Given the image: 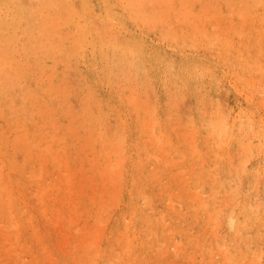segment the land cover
I'll list each match as a JSON object with an SVG mask.
<instances>
[{"label":"bare ground","instance_id":"1","mask_svg":"<svg viewBox=\"0 0 264 264\" xmlns=\"http://www.w3.org/2000/svg\"><path fill=\"white\" fill-rule=\"evenodd\" d=\"M98 0H96V2H97ZM106 1V0H105ZM109 1V0H108ZM113 2H114V0H112ZM117 1H119V3L121 4V5H123V7L125 8V9H127L128 10V12H129V15H132L133 17H134V21H136L137 23H139V24H146L147 26H150V30H151V26H155L156 25V27L157 26H160L159 27V29L161 28L162 29V34L164 33V37H165V39H171L172 41H177L178 39H182L184 42H182V40L180 41V42H182V43H186V44H188L189 46H192V45H194V46H196L197 45V47L198 48H200V46L201 47H203V46H209V45H211V49H212V46H213V48L214 49H218V51L223 55L224 53H225V55H223V56H226V53L228 54V55H230L231 53H234V56H236L235 55V52L236 51H233V50H237V48H235L234 49V43L232 42V40H233V38H232V40H231V38L229 37V35H228V33L229 34H231V30L232 29H237V27L235 26V28H234V23L235 22H232V20H234L235 18H239V17H237L238 15L237 14H241L240 16H241V18H242V16H243V18H247L245 15H248L246 12H248L249 14L250 13H252L253 12V10H252V7L251 8H248V9H245V8H243L242 10L243 11H237V12H235L234 14L235 15H237L234 19H233V17H232V19H231V17H230V19L231 20H226L225 18H223L222 17V15L221 14H217L216 12H214V13H212L213 15L214 14H216V16L214 15H212L211 16V18H213V19H209V13H208V11H207V15H206V10H201L200 12L202 13L203 11H204V13H203V15H200L201 13H198L197 11L198 10H196V12H195V9H193L194 8V6H193V4H191V2H189V0L187 1V0H117ZM221 1V0H220ZM238 1V0H237ZM240 2V4H241V0H239ZM257 1V3H260V1L261 0H256ZM94 2V1H93ZM92 2V4H91V0H0V113L2 114V116L3 117H7V115L10 117V124H9V127H10V125H11V121H13V122H15L14 120L16 119V121L17 120H21L20 122L22 123V124H25L23 127L21 126L22 124H20V127H22V129L21 128H18V129H21L19 132H21L20 134H19V136L18 135H15L16 137L18 136L20 139V141L22 142V143H18V144H15L14 143V141H18V137H17V139H16V137L15 136H11V137H15V140L13 139L12 141H10V143L12 142L13 143V152H12V160H10L9 162H8V164H6L5 165V168L7 169V175L5 176V177H3L4 175L3 174H1V168H0V178H3V179H1L2 180V183H4L5 185H4V187L6 186V184L7 183H5V178H7V176H8V179H9V183L11 184L10 185V189H9V191L8 192H10V193H7V191L6 190H8L7 189V187L9 188V186H7V187H5V190H4V188H3V184L1 183V185H0V223H2V225H0V264H42V263H40L41 261H43V259H42V257L41 256H43L42 255V253H45V260H47L46 262H48V264H56V262L55 261H53L54 263H52V261L50 260V258H48L49 256H50V253H51V249L50 250H48V246L50 245L48 242V246L47 245H45V241H47V240H49V238H50V236H52V235H47V236H45V234H44V236H43V234L41 233L42 231L40 230V229H38V227H37V225H36V222H37V217L36 216H38L37 215V213H40V215H42L41 217H42V220H43V222H45V221H47V220H51L52 219V221H54V223L53 222H51V224H52V226L53 225H57L59 228L57 229V227H56V232L58 231L60 234H61V237H63V238H61L59 235H57L58 237H59V239H62V240H59L58 238V240H59V242L60 241H62L61 243H59V248H58V241L57 242H54V244L56 243L57 245V247L55 248L56 250H57V248H58V251H60L59 253L62 255V257H63V259H64V264H66L67 262H66V258H68V260L70 259L71 261L70 262H73L72 264H94V263H97L96 262V257H98V256H100V248L96 245V243H97V239L100 237V236H102V234H103V232H105V231H103V229L102 228H104V224L107 222V218H109V217H107V215H110L111 213H112V210H111V212L109 213V214H107L106 212H108L107 211V209L109 208H107V206L108 205H110V203L111 202H113L114 200H116V201H114V206L116 205V204H118V200L116 199L118 196H117V192H118V194H121V191L119 190V186H120V180H122L123 178L121 177V175H123L122 173H120L121 172V170H122V160H123V157L125 156V154H124V156H122L121 158L119 157V153H123L124 151H123V148H124V146H123V144H125L124 143V133H123V131L121 130V132H120V129H121V125L124 123V121H123V123H121L122 122V119L120 120V118H119V114H118V118H119V120H120V123H119V120H118V118H116V122H114L115 124H113V125H115V132H114V134H113V137L111 136V132L109 131V135H107V136H109V138H108V140L106 139V138H104V134H103V132H102V128H100L99 127V125H102L103 124V121L104 120H106V119H108V118H106V117H103L104 115H105V113L108 111H101V109L100 110H96V109H93L94 107L93 106H95L94 104L96 103H92L93 104V108L92 107H90V109H89V107H88V104L90 105V101H88L89 100V97H87L85 100H84V98H85V96L83 97V96H78L79 94L77 93V95L76 96H78V98H80V97H83V99L81 98V100L80 99H78V100H80L79 101V104H78V107H79V109L77 110V111H73V109L72 108H74L73 106H72V108H71V106L70 105H68L69 104V102L67 103L66 101V96H64L63 94H62V92H63V89L65 90V92H67V91H71L72 89H74V91H75V88H73L72 87V89L71 90H69L66 86H67V84L65 85V83H66V81L65 80H63V79H61V80H59V79H57V80H59L60 82L63 80L64 82V84L63 85H65V87H66V89H68V90H66L65 88H64V86H58L57 88L55 87L56 86V84H55V86L53 85L55 82H52V83H50L51 82V79L49 80V84L47 85L48 86V91H46L47 92V96H48V102H49V104L47 103V101L46 100H42L41 98V103H43V104H41L40 105V103L37 101V96H39V95H37V93L38 92H40V91H38V90H42L43 88H47V86H45V87H43V88H41V89H35L36 90V93L32 90L31 91V89H29L28 90V88H30V87H28L27 88V86H25V81L22 83L21 81H20V77L22 78V76L20 75H18V69L20 68V67H25L24 68V70H23V72L24 71H26V70H32L27 64H25V65H18V63H19V61L22 59L23 60V56H24V59H26L25 58V56H30V55H42V57H43V55H44V57L45 58H43L44 59V61H45V59H49L48 57H51V58H53V57H58V59H59V57H63V59H64V57L66 58V56H67V58H68V56L70 55L71 56V54H76V53H78V51L80 50V49H82V51L85 49V47L87 46V44H89V43H92V44H90L91 46L92 45H95L96 46V48L99 46V44H102L103 45V47H100L99 48V52H100V55H101V58H103L104 59V61L103 62H106V64L108 63V61L110 62V67H111V69H112V73H110V75H112V76H114V79H116L117 80V82H119L121 85H123V86H121V85H119L116 81L114 82L113 81V78L111 79L114 83H117V85L116 84H114V85H116L115 86V88L119 85V92H121L120 91V88H122V90L123 89H125L126 87H128V88H130V91H131V95L130 96H128V95H126L124 92H122L121 93V95L120 96H122V95H124V97H126L127 98V96L128 97H131V96H133L134 98V100L132 101L131 99H129L130 101H132L131 103H130V101H126L127 99H125V98H123V97H119V94H117L116 96V98H118V100H120L119 98H123L126 102H129L130 104H131V110L133 109L134 111L135 110H137L138 108L140 109V110H142V114H145V115H143V117H141L142 115H140L139 116V112H135L136 114L135 115H131V113L133 112V111H130L129 113H130V115L131 116H136L137 115V113H138V118L140 119L139 120V122H140V124L137 122V120H131V121H134V122H137V124L136 125H138L139 126V128H138V130L140 129V131H141V135L144 137V138H147V139H142V141H141V143H142V145H141V149L145 152V151H147V153H148V151H149V154H147V156H145L146 157V159L148 158V156H149V158L147 159V161L151 158L150 157V154H151V151L153 150V152H155L156 153V155H160L161 154V156H162V160H163V162H164V164L167 162V163H171V166L173 165L172 163H175L176 162V158H178L177 156H180V155H177V151H176V149L177 148H179V147H177L176 146V149H175V146H174V144L172 143L173 141H175V140H171V137H170V135L168 136L165 132H164V130L162 129V127H161V123L159 122L160 121V119H158V117L157 118H154L155 117V115L153 114V112L155 111V108L153 107V104H151V102H153V101H151V100H149L150 98H151V96H153L154 94H156V93H158V92H156V93H154V88H152V86H151V88L153 89L152 91H153V95H151L150 96V98H148V100H147V97H148V95H146V93H147V91H149V93L150 94H152L151 93V89H150V87H149V89L150 90H146L145 88H147V86H143L144 88H142L144 91H145V98H143V99H140V96H139V93L140 92H137L139 89H141V87H140V84H139V89L137 90V89H135L134 87H136V86H133V83L135 84V81H134V77H135V75L136 74H138V76H140L139 75V70H141L142 68L144 69V65L145 64H143V67H142V62H146V60H145V58L147 59V60H149V61H147V62H157L158 60H159V58H160V55L161 54H159L158 53V50L154 47V45H153V48L151 49V51H150V53H147V44H146V37L145 38H143V37H141V36H130V35H128V33H125V34H121V35H116L117 33H119V31L118 32H116L115 30H116V25L114 24V19L108 14L105 18H103L104 19V21H102V23H100L101 25H102V27L99 25V23H97L98 21V18L99 17H101V19H102V15L101 16H98L97 14V16H98V18L95 16V9H94V7L92 6L94 3ZM208 2V1H207ZM243 2H245V4H247L248 2H249V0H243ZM177 3H179V4H177ZM220 3V2H219ZM234 3H235V1H234ZM116 4V3H115ZM206 4H208V3H205V1L201 4V7H202V5H205V7H206ZM244 4V5H245ZM249 4V3H248ZM264 4V3H263ZM104 5H106V4H104ZM114 5V4H113ZM112 5V6H113ZM200 5V4H199ZM236 5L239 7V6H244V5H239L238 3H236ZM258 5H260V4H258ZM257 5V6H258ZM215 4H213V7L215 8ZM250 6V5H249ZM115 7H117V6H115ZM208 8L209 7H212V6H207ZM217 7V6H216ZM220 7V6H219ZM222 7V6H221ZM96 8V7H95ZM218 8V7H217ZM232 8H233V6H232ZM231 8V9H232ZM258 8V7H257ZM256 8V9H257ZM99 9V8H98ZM113 9V8H112ZM118 9H119V7H118ZM117 9V10H118ZM205 9V8H204ZM207 9V8H206ZM237 9V8H236ZM246 11H245V10ZM215 10V9H214ZM260 10V9H259ZM211 11V10H210ZM209 11V12H210ZM212 11H213V9H212ZM222 11V10H221ZM221 11H217V12H221ZM245 11V12H244ZM257 11L258 10H256V14H257ZM123 12H125V11H123ZM263 12V11H262ZM242 13H244V15L242 14ZM254 13V14H255ZM259 13V12H258ZM104 14H106V12H104ZM123 14V13H122ZM222 14H224L225 15V13H222ZM254 14H253V16H254ZM100 15V14H99ZM220 15V16H219ZM223 15V16H224ZM227 15V14H226ZM225 15V16H226ZM229 16H230V14H228ZM228 15H227V17H228ZM231 15H233V13H231ZM234 15V16H235ZM251 16H252V14H250ZM123 16V15H122ZM131 16V17H132ZM219 16V17H218ZM245 16V17H244ZM256 17V16H255ZM262 17V16H261ZM127 18V17H126ZM251 18V17H250ZM102 19V20H103ZM122 19V18H121ZM128 19V18H127ZM263 17L260 19V20H262L263 21ZM259 20V19H258ZM244 21V20H243ZM256 20L255 19H250V22H251V25H253L254 24V22H255ZM118 22V21H117ZM131 22H133V21H131ZM249 22V21H248ZM261 21H259V23H260ZM135 23V22H134ZM134 23L132 24L133 25V27H134ZM207 23H209L212 27H214L215 29H214V32L213 33H210V32H208L207 31V27H206V24ZM244 23V22H243ZM262 23H264V21L263 22H261V24ZM177 24V26H179V25H182V26H180V27H182V28H184V29H181L180 27V29L178 28H176V30H174V25H176ZM129 24H127V26H128ZM143 25V28L146 26H144ZM241 25H243V24H241ZM255 25V24H254ZM98 26L99 27H101V30H99L98 29ZM116 26V27H115ZM207 26H208V24H207ZM246 26V25H245ZM251 26L249 25V28H250ZM118 28V27H117ZM126 28V27H125ZM131 28H132V26H131ZM134 28H136V27H134ZM134 28H132V29H134ZM240 28H241V26H240ZM253 28V27H252ZM255 28V27H254ZM115 29V30H114ZM139 28L137 27V30H138ZM146 29V28H145ZM186 29V30H185ZM209 29V28H208ZM262 30H264L263 28H261ZM135 30V29H134ZM133 30V31H134ZM148 30V29H147ZM150 30H148V31H150ZM152 30H154V29H152ZM157 30V29H156ZM211 30V29H210ZM254 30H258V29H254ZM115 31V32H114ZM139 31V30H138ZM241 31V30H240ZM155 32V31H154ZM248 32V31H247ZM143 33V32H142ZM235 33V31H233V34ZM237 33H239V34H237ZM252 33V32H251ZM150 34V33H149ZM155 34V33H154ZM242 34V35H241ZM257 34V33H256ZM255 34V35H256ZM141 35H143V34H141ZM236 36H238L239 35V37H240V41H241V45L244 43V48H245V52L247 53V54H245V56L243 55V59L240 61V59L238 60V63H239V65H240V67L243 69V70H245V69H247L248 71H249V73H256V74H259V77L258 78H255V75H252L251 77H250V75H249V79L248 80H246V83H245V86L244 87H247L246 89L247 90H243V92H245L246 91V96L248 97V99H252V98H254V97H256V96H259V95H261V96H259L258 98H257V102H258V105H260V106H263L264 105V63L262 62V60H264V51L260 48L261 47V39H259V38H257L256 40H255V36H253V35H251L250 33H241V32H239L238 30H236V34H235ZM258 35L260 36V35H264L262 32H260V33H258L256 36L258 37ZM145 36H147V35H145ZM150 37V39H151V36H149ZM162 38V37H161ZM154 39V38H153ZM165 39H163V40H165ZM149 40V39H148ZM152 40V39H151ZM100 41V42H99ZM99 42V43H98ZM149 42V41H148ZM151 42V41H150ZM264 42V41H263ZM96 43H98V44H96ZM175 43V42H174ZM176 43H178V42H176ZM176 43H175V45H176ZM240 43V42H239ZM150 44V43H149ZM156 44V43H155ZM157 44H158V42H157ZM184 44H183V46H184ZM255 44H256V46H258V52H257V54L255 55V54H252V51H254L255 50ZM159 45H160V42H159ZM163 46H164V44H162ZM187 45V48H189V46ZM199 45V46H198ZM239 46H240V44H238ZM95 46H94V48H95ZM158 46V45H157ZM156 46V47H157ZM177 46V45H176ZM182 46V45H181ZM194 46H192L193 48H195L196 49V47H194ZM88 47H90V46H88ZM93 47V46H92ZM151 47H152V45H151ZM206 47V48H207ZM158 48V47H157ZM159 48H160V46H159ZM166 48V47H165ZM205 48V47H204ZM203 48V49H204ZM90 49H91V47H90ZM89 49V50H90ZM93 49V48H92ZM192 49V48H191ZM256 49H257V47H256ZM88 50V51H89ZM149 50V49H148ZM165 50V49H164ZM175 50V49H174ZM177 50V49H176ZM175 50V51H176ZM204 50H206V49H204ZM244 50V49H243ZM25 51L27 52L26 54H25ZM29 51V52H28ZM95 51V50H94ZM93 51V52H94ZM191 51V50H190ZM194 51V50H193ZM193 51H192V53H193ZM207 51H213V49L212 50H207ZM237 51H241V49H239L238 48V50ZM92 52V51H91ZM90 52V53H91ZM97 52V51H96ZM160 52V51H159ZM196 52H198L199 53V51H197L196 50ZM206 52V51H205ZM204 52V53H205ZM218 52V53H219ZM23 53H24V55H23ZM28 53H31V54H28ZM80 53H81V55L83 54L82 52H81V50H80ZM90 53H88V54H90ZM98 53V52H97ZM97 53H95L94 52V54H97ZM164 53V52H163ZM167 53V52H166ZM177 53V52H176ZM175 53V54H176ZM215 53V52H214ZM217 53V52H216ZM87 54V53H86ZM85 54V55H86ZM186 54V53H185ZM196 54V53H195ZM213 54V53H212ZM23 55V56H22ZM47 55H50V56H48L47 57ZM78 55V54H77ZM84 55V56H85ZM93 55V54H92ZM172 55V54H171ZM177 55H178V53H177ZM176 55V56H177ZM187 55V54H186ZM198 55V54H197ZM240 55H241V53H240ZM29 56L27 57V58H29ZM76 56V55H75ZM79 56V55H78ZM211 56V55H210ZM20 57V59H18ZM34 56H32V59H35L36 60V58H33ZM37 57V56H36ZM81 57V56H80ZM90 57H92V56H90ZM90 57H88V59L90 58ZM99 57V56H98ZM187 57V56H186ZM193 57H195V56H193ZM197 57V56H196ZM76 58V57H75ZM75 58L73 59L74 61H75ZM180 58V57H179ZM199 58V57H198ZM213 58V57H212ZM241 58V57H240ZM31 59V58H30ZM71 59V58H70ZM96 60H97V58H95ZM99 59V58H98ZM193 59V58H192ZM195 59V58H194ZM39 60H41L42 62H43V60L42 59H40V57H39ZM52 60V59H51ZM67 60V59H66ZM66 60L64 61V63L66 62ZM73 60H69L68 62L70 63V67H74L73 65L74 64H76L75 62L73 63H71L70 61H73ZM176 60H177V58H176ZM210 60V59H209ZM212 60V59H211ZM23 61H25V60H23ZM27 61H28V59H27ZM30 61V60H29ZM33 61V60H32ZM32 61H30V62H32ZM53 62H54V59L52 60ZM56 61V60H55ZM58 61V60H57ZM84 61H87V60H84ZM89 61V60H88ZM93 61V60H92ZM164 61V60H163ZM171 61V60H170ZM175 61V60H174ZM192 60H188V61H186L185 62V67H186V69H187V73H188V77H190L191 75H194L195 74V76H196V73L197 74H203V73H205V71H204V69L206 70V67H201L200 65L198 66L197 64H194V63H192L191 62ZM193 61H195V60H193ZM197 61V60H196ZM236 61V60H235ZM34 62V61H33ZM46 62V61H45ZM60 62H63V61H60ZM173 61H171V63H172ZM231 62H233V60L231 61ZM38 63V62H37ZM52 63V62H51ZM58 63V62H57ZM69 63H65V69L68 67V65L67 64H69ZM81 63V62H80ZM165 63V62H164ZM223 63V62H222ZM16 64V66L14 67V65ZM29 64V63H28ZM43 63H41V64H39V65H42ZM46 64V63H45ZM59 64V63H58ZM62 64V63H61ZM71 64H73V65H71ZM85 64H86V62H85ZM95 64H96V61H95ZM106 64H104V65H106ZM146 64H148V63H146ZM162 64V63H161ZM224 64V63H223ZM226 64V63H225ZM18 65V66H17ZM30 65V64H29ZM57 65V64H56ZM79 65H81V64H79ZM92 64H90L89 66H91ZM99 65L101 66V64H100V62H99ZM108 65H109V63H108ZM149 65H150V63H149ZM155 65H156V63H155ZM165 65V64H164ZM168 65V64H167ZM180 64H178V66H179ZM203 65H205V64H203ZM227 65V64H226ZM229 65V64H228ZM32 66H34V64L32 65ZM36 66L37 65H35V68H36ZM51 66H55V63L53 64V65H51ZM76 66H77V64H76ZM75 66V68L77 69V67ZM89 66H87V69H88V67ZM98 66V65H97ZM99 66V67H100ZM146 66V65H145ZM152 66V65H151ZM161 66V65H160ZM171 66V65H170ZM206 66V65H205ZM41 67V66H40ZM44 68L46 67V65H44L43 66ZM59 67V66H58ZM64 67H62V68H64ZM105 67V66H104ZM153 67V66H152ZM162 67V66H161ZM219 67H220V65H219ZM223 67V66H222ZM52 68V70H53V67H51ZM83 68H84V66H83ZM92 68V67H91ZM108 68V67H107ZM237 68V67H236ZM40 69V68H39ZM47 69V68H46ZM50 69V68H49ZM57 69V68H56ZM72 69V68H71ZM70 69V70H71ZM101 69V68H100ZM103 69H106V68H103ZM102 69V70H103ZM109 69V68H108ZM165 69V68H164ZM166 69H167V67H166ZM179 69V68H178ZM21 70V69H20ZM34 71H33V74L35 75V71H38V73H39V71L41 70H35V69H33ZM55 70V69H54ZM59 70V69H58ZM62 70V69H61ZM61 70H60V72H61ZM64 70V69H63ZM63 70H62V72H63ZM70 70H68V71H70ZM74 70V68L72 69V71ZM89 70V69H88ZM91 70V69H90ZM89 70V71H90ZM95 70H96V68H95ZM102 70H100V72L102 71ZM152 70V69H151ZM151 70H150V72H151ZM176 70V69H175ZM213 70H215V69H213ZM221 70H223V69H221ZM220 70V71H221ZM42 71L43 72H45L44 71V69H42ZM56 71V70H55ZM67 71V69L65 70V72ZM78 71V70H77ZM93 71V70H92ZM106 71V70H105ZM108 71V70H107ZM148 71H149V69H148ZM154 71V70H153ZM174 71V70H173ZM227 71H229V70H227ZM248 71H247V73H248ZM21 72H22V70H21ZM41 72V71H40ZM56 72H58V71H56ZM59 72V73H60ZM71 72V71H70ZM70 72H67V75H69L70 74ZM81 72V71H80ZM98 72V71H97ZM108 72H111V70L110 71H108ZM139 72V73H138ZM143 72H145V71H143ZM160 72V71H159ZM162 72V71H161ZM172 72V71H171ZM175 72V71H174ZM207 72V71H206ZM237 72V71H236ZM29 73H30V75H32L31 73V71H29ZM72 73V72H71ZM79 73V72H78ZM77 73V74H78ZM84 73V72H83ZM91 74H92V72H90ZM105 73V76H106V73L107 72H104ZM146 73H147V71H146ZM146 73H144V74H146ZM166 73H167V70H166ZM165 73V74H166ZM177 73V72H176ZM225 73V72H224ZM245 73V72H244ZM22 74V73H21ZM40 74V73H39ZM43 74H45V76H48V75H46V73H42V77L44 78V76H43ZM61 75H63V73H60ZM59 74V75H60ZM74 74H76L75 72H74ZM82 74V73H81ZM80 74V75H81ZM88 74V73H87ZM103 74V73H102ZM157 74V73H156ZM182 74V73H181ZM217 74V73H216ZM226 74V73H225ZM246 74V73H245ZM244 74V75H245ZM51 75H53L54 76V73L53 72H51ZM51 75H49V77L48 78H51L50 76ZM84 75V74H83ZM98 75V78H99V74H97ZM109 75V74H108ZM107 75V76H108ZM149 75V74H148ZM26 76V75H25ZM41 77V75H37L36 76V78H38V77ZM52 76V77H53ZM64 76V75H63ZM66 76V75H65ZM70 76H73V75H70ZM77 76V75H76ZM85 76V75H84ZM91 76V75H90ZM94 76H95V73H94ZM104 76V77H105ZM137 76V75H136ZM151 76V75H150ZM160 76V75H159ZM174 76V75H173ZM218 76V75H217ZM222 76V75H221ZM224 76V75H223ZM226 76V80H228L227 79V75H225ZM31 77V76H30ZM30 77H29V80H30ZM55 77V76H54ZM57 77V76H56ZM78 77H80V76H78ZM86 77H88V76H86ZM103 77V78H104ZM141 77V76H140ZM140 77H139V79H140ZM172 77V76H171ZM175 77V76H174ZM33 78V77H32ZM43 78H40V80L41 79H43ZM61 78V77H60ZM64 79H65V77H63ZM82 79H83V77H81ZM80 78V79H81ZM90 78V77H89ZM97 78V79H98ZM102 78V77H101ZM102 78V79H103ZM109 78V77H108ZM162 78H165V77H162ZM173 78V77H172ZM176 78V77H175ZM201 78H203V77H201ZM220 78H222V77H220ZM24 79V78H23ZM26 79H27V76H26ZM25 79V80H26ZM35 79V78H34ZM33 79V83L34 84H36L34 81H36V80H34ZM47 79V78H46ZM72 79V78H71ZM78 79V78H77ZM88 79V78H87ZM86 79V80H87ZM93 79H94V77H93ZM92 79V80H93ZM136 79V78H135ZM142 79V78H141ZM154 79H155V75H154ZM154 79H152V82H153V80ZM189 79V78H188ZM205 79V78H204ZM208 79V78H207ZM230 79V78H229ZM55 80V79H54ZM57 80H56V82H57ZM84 80V79H83ZM82 80V81H83ZM92 80H91V82H92ZM108 80V79H107ZM146 79L144 78V82L145 83H147V81H148V79L145 81ZM157 80V79H156ZM167 80V79H166ZM235 80V79H234ZM39 81V80H38ZM37 81V82H38ZM45 81V80H44ZM77 81H79V80H77ZM90 81V80H89ZM101 81V80H100ZM136 81H137V79H136ZM173 81H174V79H173ZM177 81H179V80H177ZM177 81H174L173 83H175V82H177ZM219 81V83H220V79L218 80ZM232 81V80H231ZM40 82V81H39ZM38 82V83H39ZM48 82V81H47ZM47 82H45V83H47ZM69 82H71V81H69ZM75 82V81H74ZM102 83H103V81H101ZM105 82H106V80L104 81V83L103 84H105ZM108 82H109V80H108ZM132 82V83H131ZM140 82H143V81H140ZM150 82V81H149ZM152 82H151V84H152ZM158 82L160 83V81H159V79H158ZM165 82V81H164ZM200 82V81H199ZM37 83V84H38ZM44 83V82H43ZM45 83H44V85H45ZM60 83V84H61ZM75 83H77V82H75ZM74 83V84H75ZM78 83H80V82H78ZM82 83V82H81ZM80 83V84H81ZM93 83H95V82H93ZM107 83V82H106ZM111 83V82H110ZM107 84L109 87H110V85L111 84ZM145 83H143V84H145ZM181 83V82H180ZM239 83V82H238ZM40 84V83H39ZM61 84V85H62ZM71 84H72V82H71ZM91 84V83H90ZM150 84V85H151ZM153 84H154V82H153ZM176 84V83H175ZM174 84V85H175ZM235 84H236V82H235ZM75 85H78V84H75ZM74 85V86H75ZM84 85H85V82H84ZM87 85V84H86ZM96 85H99L98 83L96 84ZM101 86H99V87H102V84H100ZM106 85V86H107ZM113 85V84H112ZM135 85H138V84H135ZM146 85H148V83L146 84ZM155 85H156V83H155ZM165 85H166V83H165ZM220 85V84H219ZM28 86H32V84L30 85V82H29V85ZM91 86V85H90ZM90 86H89V88H90ZM92 86H93V84H92ZM107 86V87H108ZM121 86V87H120ZM149 86V85H148ZM159 86H160V84H159ZM190 86V85H189ZM223 86V85H222ZM35 87V86H34ZM33 87V88H34ZM42 87V86H41ZM76 87V86H75ZM88 87V86H87ZM86 87V88H87ZM94 87V86H93ZM98 87V88H99ZM108 87V88H109ZM123 87H125V88H123ZM154 87V86H153ZM157 87V86H156ZM170 87H172V86H170ZM198 87V86H197ZM225 87V86H224ZM235 87H237L236 85H235ZM80 88L81 89H83V87H81L80 86ZM98 88H96V90L98 89ZM113 88V87H112ZM112 88H110V93H111V89ZM128 88L126 89L128 92H129V90H128ZM186 88V87H185ZM200 88H201V86H200ZM230 88V87H229ZM55 89H60V91H61V93H56V90ZM76 89H77V87H76ZM114 89V88H113ZM169 89H172V88H167V90H168V92H167V95H172L173 94V90H170L169 91ZM179 88H178V85H177V89H175V91H174V93L178 90ZM181 89H183V86L181 87ZM223 89V88H222ZM231 89V88H230ZM239 89V88H238ZM43 90H45V89H43ZM42 90V95L44 94V91ZM53 90H55V92H53ZM89 90V89H88ZM88 90H87V92H88ZM90 90H93V89H90ZM94 90H95V88H94ZM99 90H100V88H99ZM99 90H97V91H99ZM115 90V89H114ZM143 90H140V91H143ZM155 90H156V88H155ZM159 90V89H158ZM166 90V91H167ZM38 91V92H37ZM82 91V90H81ZM85 91V90H84ZM105 91H107V90H105ZM104 91V92H105ZM109 91V90H108ZM107 91V92H108ZM127 91H125V92H127ZM144 91H143V93H144ZM172 91V92H171ZM236 92H237V90H235ZM64 92V93H65ZM68 92V96L70 95V93ZM77 92H78V90H77ZM94 92V91H93ZM117 91L115 90L114 91V94L116 93ZM161 92V91H160ZM170 92L172 93V94H170ZM190 92V91H189ZM206 92H208V90L206 91ZM205 92V93H206ZM228 92V91H227ZM229 92H231V91H229ZM79 93H80V91H79ZM103 93V92H102ZM101 93V94H102ZM109 93V92H108ZM124 93V94H123ZM143 93L141 94L142 96H144L143 95ZM180 93V92H179ZM221 93V92H220ZM41 94V93H40ZM46 94V93H45ZM58 94H60V95H58ZM66 94V93H65ZM72 94H73V92H72ZM76 94V93H75ZM85 94V93H84ZM87 94V93H86ZM89 92H88V96H89ZM91 94H92V91H91ZM91 94H90V96H91ZM95 94H96V92H95ZM98 94H99V92H98ZM98 94H96V96L98 95ZM101 94H100V96H101ZM106 94V93H105ZM128 94V93H127ZM148 94V93H147ZM149 94V95H150ZM176 94V93H175ZM183 93H181V95H182ZM207 94H209V92L207 93ZM230 94V93H229ZM245 94H244V96H245ZM67 95V94H66ZM81 95V94H80ZM94 95V94H93ZM104 95V94H103ZM109 95V94H108ZM111 95V94H110ZM157 95V94H156ZM179 95V94H178ZM177 94H176V96H178ZM180 95V96H181ZM184 95H186V94H184ZM201 95H203L204 96V94H201ZM241 95V94H240ZM99 96V95H98ZM159 96V95H158ZM174 98H176V96L173 94L172 95ZM183 96V95H182ZM214 96V95H213ZM66 97V98H65ZM111 97H113V96H111ZM171 97V96H170ZM172 97V98H173ZM206 97V96H205ZM204 97V98H205ZM211 97V96H210ZM210 97L208 96V98H205L207 101L206 102H208L209 100H211L210 99ZM238 97V101H239V96H237ZM91 98V97H90ZM98 98V97H97ZM100 98V97H99ZM115 98V99H116ZM161 98V97H160ZM172 98H171V100H172ZM221 98V97H220ZM44 99V98H43ZM45 99H46V97H45ZM73 99V98H72ZM92 99H94V98H92ZM101 99V98H100ZM109 99H111V98H109ZM152 100H153V97L151 98ZM165 99V98H164ZM184 99V98H183ZM231 99V98H230ZM245 99V98H244ZM247 99V98H246ZM91 100V99H90ZM97 100H99V99H97ZM96 100V101H97ZM118 100H116V101H118ZM144 100L146 101H150L149 103V105L147 106V104H146V102L144 103ZM159 100V99H158ZM192 100V99H191ZM200 101H201V99H199ZM203 100V99H202ZM213 100H216V99H213ZM217 100H219V98L217 99ZM253 100V99H252ZM43 101H46V103H44ZM55 101H61V103L59 104L58 103V105H59V107L61 106V107H63V108H65V109H62V110H59L58 111V108L56 107V106H54L53 105V102H55ZM69 101H72V100H69ZM76 102H77V100H75ZM85 101V102H84ZM93 101H95V99L93 100ZM103 101H104V99H103ZM109 101V100H108ZM110 101H112V100H110ZM154 101H155V99H154ZM193 101V100H192ZM222 101V100H221ZM230 101V100H229ZM241 101H243V100H241ZM246 101H249V100H246ZM73 102V101H72ZM125 102V103H126ZM160 102H161V100H160ZM173 102V101H172ZM199 102V101H198ZM216 102V101H215ZM223 102V101H222ZM232 102V101H231ZM250 102V101H249ZM63 103V104H62ZM98 103V102H97ZM97 103H96V105H97ZM105 103V106H106V102H104ZM108 103V102H107ZM123 103V102H122ZM128 103V104H129ZM154 103V102H153ZM158 103V102H157ZM192 103V102H191ZM202 103V102H201ZM218 103V102H217ZM217 103H214V102H210L209 101V104L208 105H210L211 107H212V113H208L207 115H210V116H208V119L206 118V119H204V123H206L207 121H208V123H206L205 125L207 126V129H206V141H207V143H206V141H205V143H206V145H208V151H206V152H204V153H202L201 152V150L199 149V145H198V136H197V126H194V124H193V126H191V122H193V120L194 119H192V121H189V124L188 125H190V126H186L187 124V119H188V117L190 116V114H188V116H187V119H186V122H184V121H182V123L184 122L185 124H184V126H182V125H176L177 127H176V130H177V128H179L180 129V127L182 126V127H187V131H185V130H183V131H185V136H183V134H182V132L180 133V136L182 135V139L184 140V145L185 144H189L188 146H189V150H188V152H186V153H188L189 155H191V156H189V157H191V158H189L190 159V162H191V160H192V163L191 164H187L186 163V165H183L182 167H181V165L180 164H182V163H179L180 162V160H182V158H183V156L185 155V154H183L182 152H180L179 150H178V152H180L181 153V156L180 157H182L178 162H176V164L179 166V168L178 169H180V168H186V170H185V172H186V175H188L189 176V178H187L188 179V181H189V179L191 178L190 177V175L191 174H196L195 176H194V178H195V186H196V183H197V180L199 179V178H201L200 176H201V173L200 172H194V171H196L195 169H196V167H198V169H199V171L205 166V162H207L208 163V161H207V159H208V152L210 151H212L213 152V154H214V158H210L212 161H213V165H212V168L210 167V172L209 173H206V175H207V181L209 182V187H210V193H209V195L207 194V195H205V198H206V196H208L207 197V199L205 200V201H207L208 200V204H209V206H211V207H209L208 208V206H206V204H205V202H204V199L202 200L204 203H202L201 202V199H202V197L199 195V193L200 192H198V191H194L193 190V192L192 193H190L189 191H188V187H190V186H188L186 189L187 190H183L184 188H180L181 190H179V187H178V189H176V191H175V193L174 194H177V190H179L178 192V194L176 195V197L178 198L177 200H179V197L180 198H182V196H183V198L184 199H182L183 201L184 200H187V199H189V202L188 203H191L192 204V202H191V199L194 201V199L195 198H197V202H198V200H200V202H198V203H200V204H198L197 202V207H199V205H201V203L203 204V205H205V206H200L201 207V209H199V210H203L202 208H207V209H205V210H203L205 213H206V215L208 216V218L206 219L207 221H209L210 220V222H212L211 223V229H210V232L209 233H207V235L209 234L211 237H212V242H213V244L211 243V241H209L211 244H209V246H210V249H208L207 247V249L208 250H210L209 252H207L205 249H204V247L205 246H207L208 245V243L207 244H205V243H200V241L197 239V238H195V237H193V239H190V241H192V243H191V246L196 250V252L198 251V250H200V252H201V254H202V256H204V254H208V256H207V258H209L206 262H205V264H217L218 262H219V260H224L223 259V255L224 254H227V257H225V259L227 258V260H228V262H231V261H233V260H236V261H238V260H240V259H243V258H245V257H247V252L250 250L251 251V246H252V244H251V246H250V241L252 240H250V241H248L249 239V237H248V233H250V232H248L247 233V231L249 230V227H248V225H251V224H249L250 223V221H252V217H254L255 219H256V221L257 222H260V224L259 223H257L256 222V225L258 224L259 226L261 225V227H263L264 228V202H260L259 200V198H257V197H254L253 199H244V201L240 204V210L239 209H237V210H239L238 212V214L237 213H235V211L234 210H236V209H234L233 208V206H232V210H231V212L230 213H228L227 214V218H226V221H227V224H228V228L229 229H231V231H230V238L229 239H227L228 238V235H227V238L225 237V236H221L220 235V231H221V225L222 224H220L221 222H223V216H222V212H221V210H223V208L221 209V208H217L220 204H221V199H223V201H225V198H227V200L229 199L231 202H232V204H233V202L235 201V198H237V196L239 195V193H241L240 192V187H241V185L239 184V186L237 185V180L239 181V178H240V176L242 175V173L243 172H245V169L248 167L247 165H248V163L247 162H249V160L252 158L251 156H254V155H252V154H255V148H258L259 149V151H264V116L263 117H259L258 119H257V117L255 116V110L254 111H249V110H246L245 108H237L236 107V109L235 108H232V107H227V109H226V111H224L223 109H221V106L220 105H218ZM226 103V101L224 102V104ZM246 104H248L247 102H245ZM254 103V102H253ZM47 104H48V106H47ZM63 106H62V105ZM71 104V103H70ZM98 104H100L101 105V102L100 103H98ZM127 104V103H126ZM129 104V105H130ZM142 104H144L145 106H147V108L146 109H144L145 110V112H147V113H143L144 111H143V106H141ZM159 104V103H158ZM165 104V103H164ZM166 104H167V102H166ZM174 104V103H173ZM197 104V103H196ZM207 104V103H206ZM43 105V106H42ZM104 105V104H103ZM123 105H124V103H123ZM123 105H122V107H123ZM157 105V104H156ZM156 105H154V106H156ZM168 105H170V104H167V106ZM98 106V105H97ZM114 106V108L116 107L115 105H113ZM125 106V105H124ZM149 106L151 107L150 109H154L153 111L152 110H150L149 109V111H151V112H148V111H146V110H148V108H149ZM167 106H164V107H167ZM222 106H224V105H222ZM235 106V105H234ZM239 106V105H238ZM247 106H249V105H247ZM96 107V106H95ZM112 106H111V104H110V106H109V108H111ZM117 107H118V105H117ZM127 107H128V105H127ZM199 107V106H198ZM92 108V109H91ZM113 107L111 108V109H114ZM129 108V109H130ZM157 108V107H156ZM169 108H170V106H169ZM169 108L167 109V112H168V110H169ZM203 108V107H202ZM223 108H225V106L223 107ZM264 108V107H263ZM61 109V108H60ZM72 109V110H71ZM76 109V108H75ZM97 109H99V108H97ZM110 109V110H111ZM116 110H117V108H115ZM124 109V108H123ZM125 109H127V108H125ZM166 109V108H165ZM201 109V108H200ZM259 109H260V107H259ZM39 110V112H38V116L39 117H36V115H34L33 113H34V111L35 112H37ZM67 110H70V111H67ZM96 112H95V111ZM103 110V109H102ZM115 110V111H116ZM160 110H162V109H159V111ZM171 110V109H170ZM191 110V109H190ZM193 110V109H192ZM191 110V111H192ZM204 110V109H203ZM202 110V111H203ZM163 111V110H162ZM205 111H207V110H205ZM209 111V110H208ZM259 111V110H258ZM40 112H41V114H43V115H41V117H40ZM58 112V113H57ZM110 112H112V111H110ZM170 112V111H169ZM176 112V111H175ZM73 113V114H72ZM95 113H97V114H95ZM118 113H119V111H118ZM122 113V112H121ZM126 113H127V111H126ZM134 113V112H133ZM150 113V114H149ZM172 113V112H171ZM191 113V112H190ZM201 114L203 113V112H200ZM259 113V112H258ZM35 114H37V113H35ZM107 114V113H106ZM109 114V113H108ZM111 114V113H110ZM112 114H113V112H112ZM128 114V113H127ZM147 114V115H146ZM149 114V115H148ZM152 114H153V116H152ZM156 115H157V112L155 113ZM162 114V113H161ZM174 114V113H173ZM176 114V113H175ZM62 115H64V116H66L67 118L69 117L70 118V120L69 119H67L66 121H68V122H70L71 120H73L74 119V117H76V119H75V121L77 120V122H73L74 124L73 125H71V124H69V123H67V126L69 125V127L68 128H70V130L67 128V127H64V126H62L60 123H61V121H60V123H59V121L57 122V118H59L60 116H62ZM123 115V114H122ZM121 115V116H122ZM126 115V114H125ZM163 115V114H162ZM166 115V114H165ZM164 115V116H165ZM169 116H170V114H168ZM167 115V116H168ZM187 115V114H186ZM192 115V114H191ZM206 115V116H207ZM260 115V114H259ZM109 116V115H108ZM116 116V115H115ZM115 116H114V118H115ZM148 116V117H147ZM158 116V115H157ZM161 116V115H160ZM203 116H205L204 115V113H203ZM205 116V117H206ZM262 116V115H261ZM162 117V116H161ZM160 117V118H161ZM193 117H194V115H193ZM38 118H41L42 119V122L43 123H38L37 122V124L35 125V122L36 121H38ZM110 118V117H109ZM128 118H130V116L128 117ZM135 118V117H134ZM137 118V117H136ZM137 118V119H138ZM175 118H177V117H175ZM189 118H191V116L189 117ZM41 119H40V121H41ZM200 119V118H199ZM202 119H203V117H202ZM1 120H2V117H1ZM6 120V119H5ZM64 120V119H63ZM111 120H112V118H111ZM124 120V119H123ZM128 120V119H127ZM161 120H162V118H161ZM165 120H166V117H165ZM190 120V119H189ZM8 121V120H7ZM74 121V120H73ZM114 121H115V119H114ZM173 121V120H172ZM206 121V122H205ZM1 122V121H0ZM3 122V121H2ZM1 122V123H2ZM129 122V121H128ZM4 123V122H3ZM2 123V124H3ZM7 123V122H6ZM32 124V125H35V127H33L32 129L33 130H31L32 132L31 133H29V132H26V130L24 129V127L25 126H27V124ZM47 123H48V127L46 126V128H42L44 125H47ZM72 123V122H71ZM132 122H130V124H131ZM168 123V122H167ZM167 123H166V125H167ZM169 123H170V120H169ZM201 123H203L202 121H201ZM204 123H203V125H204ZM13 124V123H12ZM16 124V123H15ZM105 124H106V122H105ZM104 124V125H105ZM179 124H181V123H179ZM1 125V124H0ZM7 125H8V123H7ZM6 125V126H7ZM41 125V126H40ZM43 125V126H42ZM65 125H66V123H65ZM77 125H80V126H82V128H83V136H81L80 134L81 133H79V134H75V136H72L73 134L72 133H70L72 130L74 131L73 133H77V130H76V128H78L79 126H77ZM108 125V124H107ZM111 125V124H110ZM120 125V126H119ZM171 125V124H170ZM196 125V124H195ZM4 124H3V126L1 125V127H3L4 128ZM5 126V127H6ZM18 126V125H17ZM103 126V125H102ZM131 126V125H130ZM163 126V125H162ZM179 126V127H178ZM28 127V126H27ZM106 128L108 127V126H105ZM119 127H120V129H119ZM124 127V126H123ZM128 127V126H127ZM132 127V126H131ZM164 127V126H163ZM169 127V126H168ZM174 127V126H173ZM181 127V128H182ZM205 127V126H204ZM3 128H1V129H3ZM13 128H14V125H13ZM13 128H11V129H13ZM26 128V127H25ZM63 128H65L66 130L68 129V132H69V136H70V134H71V136L72 137H74V139L73 140H71L70 141V143L69 144H67V145H65L64 146V144H65V142L67 141V140H65V142H63V136H62V134H61V132L62 131H64L63 130ZM110 128V127H109ZM112 126H111V129H109V130H112ZM169 128H172V127H169ZM9 129L10 128H7V130H6V128L4 129V130H6L5 132H7V131H9ZM15 129H17V128H15ZM14 129V130H15ZM47 129V130H46ZM103 129H105L104 128V126H103ZM168 129V128H167ZM125 130V129H124ZM130 130V129H129ZM1 131V130H0ZM13 131V130H12ZM30 131V130H29ZM81 131V130H80ZM169 131V130H168ZM168 131H166V132H168ZM200 131V130H199ZM205 131V130H204ZM203 131V132H204ZM4 132V133H5ZM79 132V131H78ZM104 132H106L105 130H104ZM108 132V131H107ZM113 132V131H112ZM137 132V131H136ZM174 132H177V134L175 135L176 137H179V135H178V132H179V130L178 131H174ZM174 132H173V134H174ZM13 133V132H12ZM184 133V132H183ZM1 134V133H0ZM16 134V133H15ZM68 134V133H67ZM86 134V135H85ZM94 134H98V135H100L99 136V138L98 137H96L97 138V140L96 139H94ZM132 134V133H131ZM167 135V137H166V135ZM198 134H199V132H198ZM203 134V133H202ZM13 135V134H12ZM78 135H80V136H78ZM94 135V136H93ZM106 135V134H105ZM129 135H130V133H129ZM133 135H134V132H133ZM200 135H201V133H200ZM3 136V135H2ZM31 136V137H30ZM68 136V139L70 138L71 139V136L69 137ZM139 136H140V134H139ZM141 136V137H142ZM172 136V135H171ZM44 137H47V139H46V141H44L45 142V144L47 145H44V146H39V144L38 143H40L42 140H40L41 138H43L44 139ZM53 137H54V139H55V137H57L58 139L56 140V142L58 143V141H60V143H59V145H54L55 146V148L52 150V148H53V146H51L50 147V149L48 148V146H49V143H51L50 141H52V139H53ZM127 137V136H126ZM136 137H138V136H136ZM1 138V137H0ZM111 138V139H110ZM130 138H132L131 136H130ZM140 138V137H139ZM139 138H138V140H139ZM7 139V138H6ZM59 139H63V140H59ZM94 139V140H93ZM110 139V140H109ZM177 139V138H176ZM232 139H234L235 141H237V149H236V152H235V156H232V155H230L231 153V151L229 150V155H227V157L225 158V159H227V165H228V167L226 168L225 167V173H226V177L224 178V172L222 173V171L224 170V169H222V167H221V162H222V160H223V154H224V152H223V149L225 148V146L223 147V145L224 144H226L227 146L229 145V144H227V143H230V141L232 140ZM2 140L4 141V139L2 138ZM10 140H11V138H10ZM54 140V141H55ZM130 140H132V139H130ZM144 140H146V141H144ZM177 140H179V138L177 139ZM176 140V141H177ZM2 141V142H3ZM62 141V142H61ZM126 141H127V139H126ZM133 141V140H132ZM180 141V140H179ZM199 141H200V139H199ZM5 143V145L6 144H8V142H7V140H5L4 141ZM43 142V143H44ZM181 142H183V141H181ZM180 142V143H181ZM255 142H257V145H256V147H255ZM9 143V144H10ZM94 143L95 144H97V146L95 147L94 146ZM3 144V143H2ZM3 144V145H4ZM22 144H24L23 145V147H22ZM26 144V145H25ZM127 144V143H126ZM131 144H132V142H131ZM182 144V143H181ZM42 145V144H41ZM130 145V144H129ZM235 145V144H234ZM24 146H27L28 147V149L26 148V147H24ZM38 146L39 147H44V150L45 149H47V152H45L44 153V151H43V155L40 157L39 156V154L40 153H42V152H40L39 150L37 151V152H39V154H37V157H40L39 159L38 158H34V157H32L31 155H32V153H31V155L30 154H27V151L29 152L30 151V148L31 147H37L38 148ZM67 146H72L71 147V149H75V148H73V147H77V149L75 150L76 151V154L74 153V155L76 156H78V155H80L79 153L80 152H82V153H84V155H85V158L87 159L86 161H84V159L85 158H83L84 157V155H82L83 157H80V158H78V161H79V163H78V167H79V169L81 168V165L80 164H84L85 162H87V163H85V164H87L88 165V169L87 170H89V168H91L92 169V171H93V173H92V175L90 174V176H88V177H86V179L84 178V177H82L83 178V180H85L84 181V186H86V185H88V186H86V188L88 189V188H90L91 190L90 191H93V192H90L91 194H89L88 193V191H86V189L85 190H83V189H81V187H80V190L79 191H76L77 193H76V195L74 194V192L72 193V192H70L71 190H69V186L68 185H70L71 183H69L68 181H70L71 182V180L69 179V177H71V175L73 176L75 173H74V171H73V173H69V172H67V171H65V172H67V173H69V174H67V173H60V171L61 170H63V168L65 169V167H66V169L65 170H67V169H69V154H68V149L69 148H66ZM122 147V150H121V147ZM135 146H136V144H135ZM183 146V145H182ZM181 146V147H182ZM204 146V145H203ZM120 147V148H119ZM131 147V146H130ZM202 147V146H201ZM41 148H40V150H41ZM119 148V149H118ZM134 148V147H133ZM187 148V147H186ZM205 148V147H204ZM21 149L24 151V153L22 154V151H21ZM96 149V150H95ZM125 149V148H124ZM203 149V148H202ZM206 149V148H205ZM121 152H120V151ZM151 150V151H150ZM186 150V149H185ZM228 150H227V152H228ZM46 151V150H45ZM70 151V150H69ZM75 151H73V152H75ZM80 151V152H79ZM123 151V152H122ZM139 151H141V150H139ZM138 151V152H139ZM183 151V150H182ZM187 151V150H186ZM224 151H225V149H224ZM2 152H4V150H2ZM35 152H36V150H35ZM35 152H33L34 154H36ZM73 152H72V154H73ZM79 152V153H78ZM118 152V157L115 155V153H117ZM130 152H131V150H130ZM137 152V153H138ZM176 153V158L174 157V154ZM1 153V152H0ZM26 153V156H24V154ZM70 153V152H69ZM78 153V154H77ZM132 153H134V152H132ZM142 153V152H141ZM258 153V152H257ZM131 154V153H130ZM182 154H183V156H182ZM228 154V153H227ZM1 155H2V153H1ZM11 155V154H10ZM141 156H142V154H140ZM145 155V154H144ZM154 155V154H153ZM156 155H154V158H153V161H156L157 162V159H156ZM211 155V154H210ZM258 155H259V153H258ZM257 155V156H258ZM7 156V155H6ZM18 156H22V159L21 160H23V162H21L22 164L21 165H19V163H18V159H17V157ZM24 156V157H23ZM29 156H31V158H29ZM35 156V155H34ZM71 156V155H70ZM75 156H73L74 157V159H75ZM152 156V155H151ZM160 156V157H161ZM185 156H187V154L185 155ZM72 157V156H71ZM72 157V158H73ZM144 157V158H145ZM153 157V156H152ZM172 157V159H176V160H171L170 158ZM210 157H212V155L210 156ZM260 157H261V155H260ZM259 157V158H260ZM6 158V157H5ZM82 158V159H81ZM96 158H97V162H96ZM131 158V157H130ZM258 158V157H257ZM8 159V158H7ZM7 159H6V162H7ZM11 159V158H10ZM74 159H72V160H74ZM124 159H125V157H124ZM127 159V158H126ZM145 159V160H146ZM152 159V158H151ZM155 159V160H154ZM254 159H256V158H254ZM262 159H263V156H262ZM4 160V159H3ZM20 160V159H19ZM20 160V161H21ZM71 160V161H72ZM77 160V159H76ZM159 160H160V158H159ZM158 160V163L160 164L161 163V161H159ZM170 160V161H169ZM211 160H209L210 162H211ZM252 160V159H251ZM84 161V163H82ZM130 161V160H129ZM139 161V160H138ZM174 161V162H173ZM183 161H184V159H183ZM262 161V160H261ZM4 162V161H3ZM74 162V161H73ZM124 162V161H123ZM137 162V161H136ZM140 162V161H139ZM163 162H162V164H161V168H162V165H163ZM189 162V161H188ZM189 162V163H190ZM223 162H225L224 160H223ZM260 162V161H259ZM76 163V162H75ZM74 163V164H75ZM89 163V164H88ZM132 163V162H131ZM141 163V162H140ZM144 164L146 163V162H143ZM185 163V162H184ZM1 164V163H0ZM150 164V163H149ZM148 164V165H149ZM152 164V163H151ZM159 164H157V165H159ZM212 164V163H211ZM225 164V163H224ZM47 165H49L50 167L47 169ZM101 165H103L102 167H101ZM177 165H176V167L175 168H177ZM263 165V164H262ZM1 166V165H0ZM22 166V167H21ZM75 166V165H74ZM74 166H71V167H74ZM85 166V165H84ZM124 166V165H123ZM143 166V165H142ZM146 166V165H145ZM167 166H169V165H167ZM223 166V165H222ZM225 166V165H224ZM78 167H77V169L76 170H79L78 169ZM147 167V166H146ZM155 167V166H154ZM170 167V166H169ZM169 167H167L166 168V170H169ZM172 167H174V166H172ZM260 167V166H259ZM4 168V169H5ZM75 168V167H74ZM131 168H133V167H131ZM139 168H140V166H139ZM152 169H153V166L151 167ZM158 168V167H157ZM224 168V167H223ZM258 168V167H257ZM261 168V167H260ZM259 168V169H260ZM263 168H264V165H263ZM5 169V170H6ZM73 169V168H72ZM101 169V170H100ZM141 169V168H140ZM140 169H138V170H140ZM143 169H145V168H143ZM147 169V168H146ZM150 169V168H149ZM155 169H156V167L153 169L154 170V172L152 173V175H154L153 176V178L154 177H156V175L158 174V172H157V174L155 173L158 169H160V167L158 168V169H156V171H155ZM163 169V168H162ZM171 169V168H170ZM204 169V171H205V169H206V167L205 168H203ZM209 169V168H208ZM207 169V170H208ZM52 170V171H51ZM75 170V171H76ZM83 170H86V167L85 168H83ZM123 170H125L124 168H123ZM148 170V169H147ZM146 170V171H147ZM151 170V169H150ZM172 171H174L173 169H171ZM170 170V171H171ZM206 170V171H207ZM253 170V169H252ZM17 171H18V173L19 174H17ZM19 171H21V172H19ZM64 171V170H63ZM80 171V170H79ZM144 171V170H143ZM149 171V170H148ZM161 171V170H160ZM251 171V170H250ZM254 171V170H253ZM12 172H16V174L18 175V177H15L14 175H12ZM72 172V171H71ZM77 172V171H76ZM96 172H98L99 174H100V177L99 178H102L101 180H100V183H102V185L99 183V180L97 181V180H95L93 177H94V173H96ZM123 172V171H122ZM139 172V171H138ZM166 172V171H165ZM181 172V176H182V172L183 171H178V175H179V173ZM255 172V171H254ZM6 173V172H5ZM98 173H97V175H98ZM140 173V172H139ZM145 173V172H144ZM167 174H168V172H166ZM184 173V172H183ZM253 173V172H252ZM258 173V172H257ZM259 173H263V171L261 172V171H259ZM258 173V174H259ZM63 176H62V175ZM148 174H149V172H148ZM148 174H146L147 175V177L149 176ZM164 174V173H163ZM220 174H222V175H220ZM247 174V173H246ZM55 175V176H54ZM64 175H65V177H64ZM68 175V176H67ZM70 175V176H69ZM78 175H80V174H78ZM84 175V174H83ZM82 175V176H83ZM120 175V176H119ZM142 175V174H141ZM146 175H144V176H146ZM171 176H173L174 177V175H172V174H170ZM169 175V176H170ZM176 178H177V180H179L180 181V179H179V177H180V175H179V177H178V175H177V172H176ZM185 175V174H184ZM197 175H198V177H197ZM224 175V176H223ZM85 176V175H84ZM128 176H130V174L128 175ZM158 176H159V174H158ZM164 176V175H163ZM246 176H248V175H246ZM252 176V175H251ZM122 179H121V178ZM139 177V176H138ZM149 177H151L152 178V176L150 175ZM160 177V176H159ZM185 177V176H184ZM79 178V177H78ZM130 178V177H129ZM136 178V177H135ZM145 178V177H144ZM150 178V179H151ZM152 178V179H153ZM172 178V177H171ZM186 178V177H185ZM257 178V177H256ZM258 178H259V175H258ZM257 178V179H258ZM260 178H261V176H260ZM63 179L65 180V181H63ZM67 179V180H66ZM69 179V180H68ZM149 180V178H146V180ZM158 179V178H157ZM184 178L182 177L181 178V181L183 180ZM243 178L241 177V180H242ZM256 179V180H257ZM262 179V178H261ZM47 180H49V181H47ZM75 180V179H74ZM77 180V179H76ZM128 178H127V182H128ZM137 180V179H136ZM135 180V181H136ZM140 180V179H139ZM147 180V182L149 183V181ZM154 180V179H153ZM152 180V181H153ZM160 180V179H159ZM158 180V182H159V185L162 183V180H160L159 181ZM175 181H177L176 179H174ZM247 180H248V178H247ZM259 180V179H258ZM262 180H264V179H262ZM4 181V182H3ZM155 181H157L156 179H155ZM166 181H167V179H166ZM186 180H184L183 181V183L185 182ZM190 181H191V179H190ZM201 181V180H200ZM66 182H68V185L67 186H65L64 187V185H66L67 183ZM77 182V181H76ZM75 182V184H77ZM83 182V181H82ZM99 183V185L100 186H102V188L100 189V190H98L99 188H97V190H98V192H97V195H95V193L94 192H96V187H97V185H98V183ZM126 182V183H127ZM140 182H141V180H140ZM154 182V181H153ZM165 181L163 180V183H164ZM169 182H171V180L169 181ZM178 182V181H177ZM187 182V181H186ZM184 183V185L185 184H187V183ZM204 182H206V181H204ZM256 182V181H255ZM254 182V183H255ZM259 182V181H258ZM79 183V182H78ZM103 183L104 184H106V185H109L110 187H111V189H110V187L109 186H106V187H104L105 185H103ZM125 183V185H127ZM130 183V182H129ZM144 183H146V182H144ZM166 183V182H165ZM180 183H182V182H180ZM183 183H182V185H180V187L182 186V187H185L184 185H183ZM191 183V182H190ZM201 183V182H200ZM240 183H241V181H240ZM248 183V182H247ZM254 183H253V186H254ZM257 183V182H256ZM255 183V184H256ZM86 184V185H85ZM138 184H139V181H138ZM150 184H152V183H150ZM172 184H174L173 183V181H172ZM179 184V182L177 183V185ZM192 184L194 185V182H192ZM202 184V183H201ZM206 184H207V182H206ZM262 184V183H261ZM8 185V184H7ZM99 185H98V187H99ZM147 185L148 184H146L145 185V187H147ZM153 185V184H152ZM156 185V184H155ZM163 186H158L157 188L160 190L159 191V193H160V196H161V193L162 192H164V190L163 189H165V188H162V187H164V184H162ZM169 185V184H168ZM200 184H198V186H199ZM248 185V184H247ZM2 186V187H1ZM72 186H73V183H72ZM76 186V185H75ZM131 186V185H130ZM139 186H140V184H139ZM141 186H143L142 184H141ZM174 186V185H173ZM257 186V185H256ZM258 186H260V185H258ZM68 187V192H67V190H65L66 188ZM166 187V186H165ZM175 187L176 186H174V189H175ZM239 187V188H238ZM73 188V187H72ZM71 188V189H72ZM76 188V187H75ZM131 188H133V187H131ZM136 188V187H135ZM156 188V189H157ZM172 188V187H171ZM193 188H195L194 186H193ZM202 188V187H201ZM201 188H198V189H200L201 190ZM205 188V187H204ZM254 188H255V186H254ZM257 188V187H256ZM263 188H264V186H263ZM3 189V190H2ZM143 189H144V187L142 188V191H143ZM148 189H149V185H148ZM151 189H153L152 187H151ZM167 192L169 191L168 190V186H167ZM170 189V188H169ZM190 189V188H189ZM197 189V190H198ZM248 189V188H247ZM75 190V189H74ZM89 190V189H88ZM126 190H127V188H126ZM134 190H136V189H134ZM139 190V189H138ZM137 190V191H138ZM141 190V189H140ZM140 190H139V192H140ZM171 190H173V189H171ZM241 190H242V188H241ZM145 191V190H144ZM143 191V192H144ZM202 191V190H201ZM205 191V190H204ZM248 191V190H247ZM251 191V190H250ZM259 191V190H258ZM264 191V190H263ZM6 192V193H5ZM120 192V193H119ZM126 192V191H125ZM170 192V191H169ZM169 192H168V194H169ZM174 192V191H173ZM195 192V193H194ZM249 192V191H248ZM248 192H247V194H248ZM94 195H93V194ZM123 193V192H122ZM127 194L129 193V191L128 192H126ZM125 193V194H126ZM138 193V192H137ZM136 193V194H137ZM144 193H148V192H144ZM151 193H152V191H151ZM250 193V192H249ZM256 193H258L257 191L255 192V194ZM259 193H261V192H259ZM140 194V193H139ZM167 194V193H166ZM167 194V196H168V202H167V205H169L171 208H172V210H173V205H172V203H174V202H170L169 200H171L172 201V199H170V195H168ZM173 197H174V194H172V193H170ZM244 194V193H243ZM242 194V195H243ZM254 194V195H255ZM264 194V193H263ZM73 195H75V198L77 199V202L76 201H74V200H71V198L73 197ZM91 195V196H90ZM141 195V194H140ZM140 195H138V198L139 197H143V195L142 196H140ZM158 195V194H157ZM245 195V194H244ZM29 196V197H28ZM48 196V200H49V202L47 203L46 201H47V199H45V197H47ZM117 196V197H116ZM128 196V195H127ZM126 196V197H127ZM144 196H146V194L144 195ZM147 196H150V194L149 195H147ZM153 196H154V198L153 199H155V196L156 195H154L153 194ZM159 196V197H160ZM246 196V195H245ZM26 197H28V199L26 200ZM120 197V196H119ZM159 197H157L158 199H159ZM172 197V198H173ZM176 197H174V198H176ZM84 198H88L87 199V202L86 201H84ZM103 198V199H102ZM128 198V197H127ZM129 198H131V197H129ZM128 198V199H129ZM133 198V197H132ZM147 197H143V203L144 202H146V199ZM150 198V197H149ZM149 198L147 199L148 201L145 203L146 205L147 204H149L150 202L152 203V201H150L149 202ZM162 198V197H161ZM166 198V197H165ZM240 198V197H239ZM255 198H257V199H255ZM260 198H262V197H260ZM119 199V198H118ZM123 199V198H122ZM29 200H32V202H34V200H38L39 201V205H38V210L36 211L35 210V207H33L32 206V208H33V210H32V212L31 211H29L28 209H26V210H23L22 208L23 207H20V204H23L24 205V207L25 206H28L30 203V201ZM45 200V201H44ZM104 200V201H103ZM120 200H121V198H120ZM136 200V199H135ZM145 200V201H144ZM151 200V199H150ZM160 200V199H159ZM158 200V201H159ZM229 200H228V206H229V204H231L230 202H229ZM240 199H238V201H239ZM41 201H44L43 202V204H41L42 202ZM106 201V202H105ZM133 201V200H132ZM164 201V200H163ZM86 202V203H85ZM122 202H124V201H122ZM179 203V205L178 206H180L179 208H181V204H180V202H181V200L180 201H178ZM187 202V201H186ZM218 202H219V205H218ZM36 203V202H35ZM116 203V204H115ZM127 203V202H126ZM136 203V202H135ZM134 203V204H135ZM158 203V202H157ZM185 203V202H184ZM226 203V202H225ZM92 204V205H91ZM121 204V203H120ZM154 204V203H153ZM176 204V203H175ZM186 204V203H185ZM195 204V203H194ZM231 204V205H232ZM32 205H33V203H32ZM127 205H129V203L127 204ZM136 205H137V203H136ZM144 205V204H143ZM142 205V203H141V206H143ZM172 205V206H171ZM237 205V204H236ZM35 206H37L36 204H35ZM112 206V205H111ZM111 206H110V208H111ZM119 206V205H118ZM133 206V205H132ZM137 206H140L139 204L137 205ZM149 206H151L150 204H149ZM156 207H157V205H155ZM189 206V205H188ZM193 206V205H192ZM217 206V207H216ZM224 206H225V204H224ZM227 206V205H226ZM30 208H31V205L29 206ZM119 207H121V206H119ZM152 207V206H151ZM150 207V208H151ZM161 207H163V206H161ZM185 207V206H184ZM26 208V207H25ZM24 208V209H25ZM29 208V209H30ZM118 208V207H117ZM135 208V207H134ZM140 208V207H139ZM143 208V207H142ZM144 208H145V205H144ZM150 208H148V209H150ZM158 208V207H157ZM178 208V209H179ZM226 208V207H225ZM224 208V209H225ZM238 208V207H237ZM128 209V208H127ZM141 209V208H140ZM167 209V208H166ZM165 209V210H166ZM175 209V208H174ZM191 209H193V208H191ZM195 209H196V211H197V208H196V206H195ZM195 209H193V211H195ZM219 209V210H218ZM34 210L36 211V212H34ZM109 210V209H108ZM115 210V209H114ZM114 210H113V212H114ZM117 210V209H116ZM115 210V211H116ZM137 210V209H136ZM135 210V211H136ZM145 210L147 211V209L145 208ZM145 210H143V212H141L142 214H141V218H142V220L140 221V222H142L141 224V226H142V231H140V232H143V235H144V237H146L147 239H148V237H149V240H151V244L150 245H148V247L150 248V247H155V246H159L160 247V252L158 253V254H156L154 257L153 256H149L147 259H145V258H140L139 259V261L137 262V264H167V263H169V261H170V258H172V256L170 257V250H168V248L171 246L170 244H169V241H168V238H169V235L167 234V233H162V235H161V237H160V235H159V230H160V225H158V221H156L157 220V217H156V220L154 219L155 217L153 216V210H151V212L152 213H150V211H148L149 212V215H148V213L145 211ZM168 210V209H167ZM177 210V209H176ZM176 210H173V211H175V213L177 214V211ZM236 210V211H237ZM110 211V210H109ZM132 211V210H131ZM139 211H142V210H139ZM171 211V210H170ZM179 211V210H178ZM180 211H181V209H180ZM179 211V212H180ZM191 211V210H190ZM93 212V215H95V217H97L98 215L100 216V214H102L103 215V213H106L105 215L106 216H104V217H107L106 218V220H105V218L103 219V220H105L106 222L105 223H103L104 221L102 220V223H101V220L100 219H102L103 217H102V215H101V217L99 218L98 217V219H95V221H92V222H94V223H90V222H88L89 221V219H90V214ZM161 212V211H160ZM159 212V213H160ZM178 212V213H179ZM185 212H186V210H185ZM199 212V211H198ZM202 212V211H201ZM259 212H261V216H257L256 217V215H259ZM192 213V212H191ZM258 213V214H257ZM171 216H172V214H171V212L169 213ZM180 214V213H179ZM183 214V213H182ZM200 214V213H199ZM203 214V213H202ZM254 214H255V216H254ZM78 215H83V216H85V219H84V217L81 219L82 221L81 222H83V219H84V223H82L81 224V228H77L76 227V229H74V230H76L75 232H73L72 233V227L74 228V226H71V227H65V225L66 224H64V227L62 228V227H60L57 223L59 222L60 223V225H62V223L64 222L65 223V220L66 221H68L69 220V218L70 217H74L73 218V220L70 222V220H69V224H73V222L75 221L76 223L78 222L76 219L77 218H80V217H77ZM92 215V216H93ZM154 215L156 216V214L154 213ZM169 215V216H170ZM181 215V214H180ZM194 215V214H193ZM195 215H197L196 213H195ZM204 215V214H203ZM253 215V216H252ZM46 216H47V218H46ZM128 216V215H127ZM136 216H138V215H136ZM160 216V215H159ZM158 216V217H159ZM175 216V215H174ZM183 216V215H182ZM182 216H181V219H182ZM201 216V215H200ZM222 216V217H221ZM240 216H241V218L243 217V221H241L239 218H240ZM87 217H89V219L87 220ZM139 217V216H138ZM137 217V218H138ZM154 217V218H153ZM162 217H165V216H162ZM196 217V216H195ZM68 218V219H67ZM76 218V219H75ZM128 218V217H127ZM166 218V217H165ZM164 218V219H165ZM175 218H176V216H175ZM186 218H187V216H186ZM198 218V217H197ZM260 218H261V221H260ZM93 219V220H94ZM134 219H135V216H134ZM164 219H162L161 221H163L164 222ZM204 219V218H203ZM202 219V220H203ZM254 219V220H255ZM41 220V221H42ZM91 220H92V218H91ZM99 220H100V222H99ZM173 220V219H172ZM184 220V219H183ZM205 220V221H206ZM259 220V221H258ZM98 221V222H97ZM178 221V220H177ZM188 221V220H187ZM195 221H197V220H195ZM42 222V223H43ZM74 222V223H75ZM163 222H162V224H163ZM171 222V221H170ZM179 222V221H178ZM183 222V221H182ZM184 222H185V220H184ZM41 223V224H42ZM80 223V222H79ZM88 223H90V225L88 226ZM99 223H101L102 225H103V227H102V225H100L99 226ZM109 223V222H108ZM126 223V222H125ZM124 223V225L126 226V224ZM130 224L132 223V222H129ZM136 223V222H135ZM134 223V224H135ZM174 223V222H173ZM199 223H200V221H199ZM205 222H203V224H204ZM44 224V223H43ZM46 224H48V223H46ZM46 224H45V226H42V225H40V226H42L43 228H45L46 227ZM49 224H50V222H49ZM51 224H50V226H51ZM178 224V223H177ZM184 224H186V223H184ZM183 224V225H184ZM207 224H209V222H207ZM206 224V225H207ZM67 225H68V223H67ZM75 225V224H74ZM77 225H79V224H77ZM121 225V224H120ZM137 225V224H136ZM164 225L166 226V224L164 223ZM167 225H169V223L167 222ZM175 224H173V226H174ZM188 225H189V223H188ZM49 226V229L52 227H50ZM98 226H99V229L101 228L102 229V232H101V230L99 231L98 230ZM107 226V225H106ZM124 226V228H123V231H124V229H125V232H121L122 234H120L119 232V237L117 238V235H116V239H114L115 240V242L117 241L118 243H120V244H122V246H121V248H122V253L123 252H125L126 253V251H127V249H129V247L130 246H132L134 243H132V241H133V236H131V234H129L128 233V230H127V227H125ZM135 226V225H134ZM165 226H163L162 227V229H163V231H166L165 229H166V227ZM192 226H193V224H192ZM258 226V227H259ZM3 227V228H2ZM79 227V226H78ZM137 227V226H136ZM177 227V226H176ZM183 227V226H182ZM189 227H190V225H189ZM200 227V226H199ZM208 226H205V228H207ZM66 230H65V229ZM128 228H130L129 226H128ZM170 228V227H169ZM188 228V227H187ZM193 228V227H192ZM223 228V227H222ZM224 228H225V226H224ZM246 228H248V230H246ZM252 228V227H251ZM257 228V227H256ZM260 228V227H259ZM186 229V228H185ZM199 229V228H198ZM255 229V228H254ZM261 229V228H260ZM44 230H46V229H44ZM53 230H54V227H53ZM73 230V231H74ZM136 230V229H135ZM183 230H184V228H183ZM194 230V229H193ZM201 230V229H200ZM199 230V231H200ZM204 230V229H203ZM47 231V230H46ZM50 231V230H49ZM52 231V230H51ZM180 231V230H179ZM178 230L177 231H175L176 233L177 232H179ZM181 231H182V229H181ZM186 231H187V229H186ZM205 231V230H204ZM223 231V230H222ZM225 231V230H224ZM258 231H259V229H258ZM48 232V231H47ZM57 232V233H58ZM161 232V231H160ZM168 232V231H167ZM170 233H171V230L169 231ZM168 232V233H169ZM193 232V231H192ZM225 232H228V230L227 231H225ZM260 232H262L261 230H260ZM169 233V234H170ZM173 233V232H172ZM229 233V232H228ZM51 234H53V232L51 233ZM100 234V235H99ZM183 234V233H182ZM190 234V233H189ZM205 234V233H204ZM221 234H223L222 232H221ZM247 234V235H246ZM251 234H252V232H251ZM53 235H55V234H53ZM137 235H138V233H137ZM177 235V234H176ZM180 235V234H179ZM179 235L177 236V237H179ZM209 235L207 236V237H209ZM257 234H255V236H256ZM159 236V237H158ZM197 236H199V235H197ZM205 236V235H204ZM250 236V235H249ZM261 236V235H260ZM259 236V237H260ZM262 236H263V234H262ZM261 236V237H262ZM105 237V236H104ZM154 237H156V239L158 238V240H160L159 241V243L161 244V245H159V244H157V243H155L154 241H153V243H152V240L154 239ZM248 237V238H247ZM253 236L251 235V238H252ZM257 238H259L258 236H256ZM261 237L259 238L261 241L263 240V239H261ZM51 238H54L53 236L51 237ZM108 238V237H107ZM113 238H114V236H113ZM137 238H139V235H138V237ZM173 238V237H172ZM185 238V237H184ZM183 237H182V239H184ZM101 239V238H100ZM100 239H98V240H100ZM103 239V238H102ZM145 239V238H144ZM179 239H181V237L179 238ZM55 240V239H54ZM155 240V239H154ZM158 240H157V242H158ZM175 240V239H174ZM185 240V239H184ZM205 242H207V239H206V237H205ZM210 240V239H209ZM136 241V240H135ZM148 241V240H147ZM146 241V242H147ZM172 241V240H171ZM181 241V240H180ZM149 242V241H148ZM175 242H177V241H175ZM253 242V240L251 241V243ZM132 243V244H131ZM137 243V242H136ZM150 243V242H149ZM181 243L182 244H184L182 241H181ZM180 242L179 243H176L177 245L179 244H181ZM98 244V243H97ZM99 244H100V241H99ZM155 244H157V245H155ZM175 244V245H176ZM181 244V245H182ZM257 244L258 245H260V243H258L257 242ZM174 245V246H175ZM186 245V244H185ZM184 245V246H185ZM257 245V246H258ZM111 246L113 247L114 245L113 244H111ZM136 246H138L137 244H136ZM142 247H143V245H141ZM183 246V247H184ZM254 246V245H253ZM252 246V247H253ZM255 246H256V243H255ZM260 246H262V244L260 245ZM259 246V247H260ZM112 247H110V249H109V252H108V254L110 253V251H111V254H112V251H113V249H111ZM115 247V246H114ZM117 247V246H116ZM133 247H134V245H133ZM180 247V246H179ZM178 247V248H179ZM187 247V246H186ZM49 248H50V246H49ZM171 248V247H170ZM182 248V247H181ZM181 248H179V249H181ZM263 248H264V246H263ZM53 249V248H52ZM117 249H119V248H117ZM144 249V248H143ZM151 249V248H150ZM174 249H177L176 248V246L175 247H173V249H172V252H173V250ZM255 249H257V248H254V250L253 251H249L250 252V255L251 256H253L254 254H255V257H257V255L258 254H256V250ZM261 249V248H260ZM20 250V252H18ZM115 250V249H114ZM142 250V249H141ZM152 251H153V249H151ZM155 250V249H154ZM178 250V249H177ZM42 253H41V252ZM53 251V250H52ZM58 251H57V253H58ZM120 251V250H119ZM145 251V250H144ZM147 251H149V250H146V253H147ZM179 251V250H178ZM180 251H182V250H180ZM179 251V252H180ZM184 251H185V248H184ZM184 251H182L183 253H185V255H187V259H189V260H192L191 261V264H196V263H198V262H196V260H195V258H196V256H195V254L193 253L192 254V252H184ZM22 252H24V253H27V252H29V254L27 255V254H24L23 253V255H20ZM118 252V251H117ZM128 252V251H127ZM150 252V251H149ZM148 252V253H149ZM155 252V251H154ZM264 252V251H263ZM263 252H261V254H259V256L260 255H262V253ZM55 253V252H54ZM129 253H131V250L129 251ZM128 253V254H129ZM139 253V252H138ZM174 253H178V252H174ZM259 253V252H258ZM117 254V253H116ZM124 254V253H123ZM123 254H117V255H114V257H113V259L111 258H109V263L110 264H125V263H123L124 261V255ZM127 254V253H126ZM126 254H125V256H126ZM143 254V253H142ZM150 254H151V252H150ZM173 254V253H172ZM182 254V253H181ZM199 254V253H198ZM223 254V255H222ZM52 255H53V253H52ZM52 255L50 256L51 257V259H52ZM54 255H56V253L54 254ZM174 255V254H173ZM180 255V254H179ZM189 255V256H188ZM210 255V256H209ZM246 255V256H245ZM27 256H29V259L28 260H26L25 258L27 257ZM129 255H127V257H128ZM143 256V255H142ZM175 256H177L178 257V254H175ZM251 256H250V259H252L251 258ZM263 256V255H262ZM57 256H55V258H56ZM184 257V256H183ZM182 257V258H183ZM206 257V256H205ZM135 258V257H134ZM185 258V257H184ZM183 258V259H184ZM198 258V257H197ZM221 258V259H220ZM261 258V257H260ZM260 258H258V260L260 259ZM58 259H60V257L58 258ZM57 259V260H58ZM127 259V258H126ZM175 259V258H174ZM180 258L178 257V260H179ZM203 259H205V258H203ZM54 260V259H53ZM56 260V259H55ZM102 261L104 260V259H101ZM100 260V261H101ZM108 260V259H107ZM106 260V261H107ZM176 260V259H175ZM186 260V259H185ZM230 260V261H229ZM246 260V259H245ZM248 260V259H247ZM264 260V259H263ZM51 261V262H50ZM101 261V262H102ZM106 261H105V263H106ZM123 261V262H122ZM128 261V260H127ZM131 261V260H130ZM177 261V260H176ZM175 261V262H176ZM183 261V260H182ZM187 261V260H186ZM242 261H244V260H242ZM254 261V260H253ZM257 261V260H256ZM179 262V261H178ZM181 262V261H180ZM185 262V261H184ZM199 262H201L202 263V257H200V260H199ZM245 262V261H244ZM251 262V261H250ZM258 262V261H257ZM57 263H58V261H57ZM134 263V262H133ZM177 263V262H176ZM204 263V262H203ZM251 263H253V262H251ZM250 263V264H251ZM46 264V263H45ZM60 264V263H59ZM63 264V263H62ZM102 264V263H101ZM107 264V263H106ZM126 264H128V263H126ZM169 264H171V263H169ZM173 264V263H172ZM181 264H182V262H181ZM187 264V263H186ZM231 264H234L233 262H231ZM236 264V263H235ZM254 264V263H253ZM256 264V263H255ZM258 264V263H257Z\"/></svg>","mask_w":264,"mask_h":264},{"label":"rangeland","instance_id":"2","mask_svg":"<svg viewBox=\"0 0 264 264\" xmlns=\"http://www.w3.org/2000/svg\"><path fill=\"white\" fill-rule=\"evenodd\" d=\"M94 1V2H93ZM178 1V0H177ZM188 1V0H187ZM205 1V3H208V4H206V7H205V5H202V7H201V4L203 3ZM208 1V2H207ZM234 1H235V3H234ZM92 2L94 3L92 6L94 7V9H95V16L98 18V16H101L102 15V19L103 18H105L108 14L114 19V24L118 27H116V32H118L119 30V33H117L116 35H121V34H125V33H128V35H130L131 37L134 35V36H141V37H143V38H145L146 39V44H147V48L149 49H147V53H150V51H151V49L153 48V45H154V47L158 50V53L159 54H161L160 55V58H159V60L157 61V62H147V61H149V60H147L146 58H145V60H146V62H142V67H143V64H145L144 65V69L142 68L141 70H139V75L141 76H138V74H136L135 75V77H134V81H135V84H138V85H135L134 83H133V86H136V87H134L135 89H139L140 87H141V89H137L138 91L137 92H140L141 94L143 93V89L142 88H144L145 86H147V88H145L146 90L148 89V90H150L151 89V93L152 94H150L149 93V91H147V93H146V95H148V97H147V100H148V98H150V96L151 95H153V91H154V93H156V92H158V93H156V94H154L153 96H151V98L153 97V100L150 98L149 100H151V101H153V102H151V104H153V107L155 108V111L153 112V114L155 115V117L154 118H157L158 117V119H160V125H161V127H162V129L164 130V132L168 135H170V137H171V140L173 141V140H175V141H173L172 143L174 144V146H175V149H176V146L177 147H179V148H177L176 149V153H177V155H180L181 156V153L180 152H182L183 154H187V156H183V154H182V156H183V158L182 157H180V156H177L176 155V153L174 154V157L176 158V156L178 157V158H176L177 160L179 159H181L182 158V160H180V162L179 163H182V164H180L181 165V167L183 166V165H186V163L187 164H191L192 163V160H191V162H190V159L189 158H191V157H189V156H191V155H189L188 153H186V152H188V150L190 149L189 148V144H185L184 145V140L182 139V135L180 136V133L183 131V130H185V131H187V127L186 126H190V125H188L189 124V121H192V119H194L193 120V122H191L190 124H191V126H193V124H194V126H197L196 128H197V136H198V145H199V149L201 150V152L202 153H204V152H206V151H208L209 149H208V145H206V143H207V141H206V129H207V126L205 125L206 123H208V121L206 122V123H204V119H208V116H210V115H207L209 112L210 113H212V107L210 106V105H208L209 104V101L210 102H214V103H217L218 105H220L221 106V109H223L224 111H226V109H227V107H232V108H235L236 109V107L239 109V108H245L246 110H249V111H254L255 109V116L257 117V119L259 118V117H263L264 116V105L263 106H260V105H258V102H257V98L259 97V96H261V95H259V96H256V97H254V98H252L251 100L250 99H248V97L246 96V91L245 92H243V90H247L246 88L247 87H244L245 86V83H246V80H248L252 75H255V78H258L259 77V74H256V73H249V71L247 70V69H245V70H243L241 67H240V65H239V63H238V60L240 59V61L244 58L243 57V55L245 56V54H247L246 52H245V48H244V43L241 45V41H240V37H239V35L238 36H236L235 34H236V30H238L239 32H241V33H250L251 35H253V36H255V40L257 39V38H259V39H261L262 41H261V49L264 51V35L262 36V35H258V37L256 36L258 33H260V32H262L263 34H264V30H262L261 28H263L264 29V23H262L261 24V22H263L264 21V19H263V21L262 20H260L262 17L264 18V0H261L260 1V3H257V1L256 0H249V4L247 3V4H245V2H243V0H241V4L239 3L240 1L238 0H189V2H191V4H193V6H194V8L193 9H195V12H196V10H198L197 12L198 13H201L200 11L201 10H206V15H207V11H208V15L210 16L209 17V19H213L214 17V15L216 16V14H212V13H214V12H216L217 14L219 13V14H221L222 15V17L223 18H225L226 20H231L232 19V17H233V19L237 16V17H239V18H235L234 20H232V22H235L234 23V28H235V26L237 27V29L235 28V29H232L231 30V34H229L228 33V35H229V37L231 38V40H232V38H233V40H232V42L234 43V49L235 48H237V50H238V48L239 49H241V51H237V50H233V51H236L235 52V55L236 56H234V53H231L230 55H228L227 53H226V56H223V55H225V53L222 55L219 51H218V49H214L213 48V46H212V49H213V51H207V50H212L211 49V45H209L208 47L207 46H203V47H201L200 46V48H198L197 47V45L196 46H194V45H192V46H194V47H196V49L195 48H193L192 46H189L188 44H184V43H182V42H184L182 39H178L177 41H172L171 39H165V37L163 36L164 35V33L162 34V29L160 28L159 29V27L160 26H157L156 27V25L153 27V26H151V30H150V26H147L146 24V26L144 25V24H139V23H137L136 21H134V17L132 16V15H129V12H128V10L127 9H125L124 7H123V5H121L120 3H119V1H117V0H114V2L112 1V0H98L97 2H96V0H91V4H92ZM220 2V3H219ZM116 3V4H115ZM236 3H238L239 5H244L243 7L242 6H237L236 5ZM104 4H106V5H104ZM114 4V5H113ZM177 4H179V3H177ZM200 4V5H199ZM213 4H215L216 6H215V8L213 7ZM258 4H260V5H258ZM113 5V6H112ZM250 5V6H249ZM258 5V6H257ZM115 6H117V7H115ZM207 6H212V7H207ZM220 6V7H219ZM222 6V7H221ZM232 6H233V8H232ZM118 7H119V9H118ZM252 7V10H253V12L252 13H250V14H252V16L248 13V12H246L248 15H245L247 18H243V16H242V18H241V14H237V15H235L234 13L235 12H239L240 10L241 11H243L242 9L243 8H245V9H248V8H251ZM258 7V8H257ZM99 8V9H98ZM113 8V9H112ZM205 8V9H204ZM207 8V9H206ZM232 8V9H231ZM237 8V9H236ZM257 8V9H256ZM118 9V10H117ZM212 9H213V11H212ZM215 9V10H214ZM244 9V10H245ZM260 9V10H259ZM211 10V11H210ZM222 10V11H221ZM256 10H258L257 11V14L255 13L256 12ZM123 11H125V12H123ZM210 11V12H209ZM217 11H221V12H217ZM246 11V10H245ZM244 11V12H245ZM263 11V12H262ZM104 12H106V14H104ZM259 12V13H258ZM123 13V14H122ZM203 13H204V11L200 14V15H203ZM222 13H225V15L227 14H230V16L228 15V17H227V15L225 16L224 14H222ZM231 13H233V15H231ZM255 13V14H254ZM98 16H97V15ZM100 14V15H99ZM213 16H212V15ZM243 15H244V13H242ZM253 14H254V16H253ZM123 15V16H122ZM207 15V16H208ZM224 15V16H223ZM235 15V16H234ZM132 16V17H131ZM211 16L213 17V18H211ZM220 16V15H219ZM218 16V17H219ZM244 16V17H245ZM256 16V17H255ZM262 16V17H261ZM128 19H127V18ZM217 17V16H216ZM230 17H231V19H230ZM251 17V18H250ZM122 18V19H121ZM255 19L256 21L254 22V24L253 25H251V22H250V19ZM101 19V17H99L98 18V22L97 23H102V21H104V19L102 20ZM259 19V20H258ZM244 20V21H243ZM118 21V22H117ZM131 21H133V22H131ZM249 21V22H248ZM259 21H261L260 23H259ZM135 22V23H134ZM244 22V23H243ZM99 23V25L102 27V25ZM134 23V27H136V28H134L133 27V24ZM127 24H129L128 26H127ZM207 24H208V26H207ZM206 24V27H207V31L208 32H210V33H213L214 32V27H212L209 23H207ZM241 24H243V25H241ZM143 25L145 26L144 28H143ZM246 25V26H245ZM249 25L251 26L250 28H249ZM131 26H132V28H134V29H132L131 28ZM180 26H182V25H179V26H177V24L176 25H174V30H176V28L178 27H180ZM240 26H241V28H240ZM101 27H99L98 26V29L99 30H101ZM126 27V28H125ZM137 27L139 28L138 30H137ZM253 27V28H252ZM255 27V28H254ZM146 28V29H145ZM177 28V29H178ZM181 29H184V28H182V27H180ZM179 28V29H180ZM209 28V29H208ZM150 30V31H148V30ZM152 29H154V30H152ZM157 29V30H156ZM211 29V30H210ZM254 29H258V30H254ZM134 30V31H133ZM186 30V29H185ZM241 30V31H240ZM114 31V32H115ZM155 31V32H154ZM233 31H235V33L233 34ZM248 31V32H247ZM143 32V33H142ZM252 32V33H251ZM121 33V34H120ZM150 33V34H149ZM155 33V34H154ZM257 33V34H256ZM141 34H143V35H141ZM237 34H239V33H237ZM256 34V35H255ZM145 35H147V36H145ZM242 35V34H241ZM149 36H151V39H150V37ZM162 37V38H161ZM154 38V39H153ZM149 39V40H148ZM163 39H165V40H163ZM182 40V42H180ZM149 41V42H148ZM151 41V42H150ZM100 42V41H99ZM98 42V43H99ZM157 42H158V44H157ZM159 42H160V45H159ZM176 42H178V43H176V45H175V43ZM240 42V43H239ZM98 43H96V44H98ZM150 43V44H149ZM156 43V44H155ZM90 44H92V43H89V44H87V46L85 47V49L82 51V49H80L81 50V52L83 53L82 55H81V53H80V50L78 51V53H76V54H71V56L69 55L68 56V58H67V56H66V58L64 57V59H63V57H59V59H58V57L56 58V57H53V58H51V57H48V56H50V55H47V57L49 58V59H45V61H44V59L43 58H45L44 57V55H43V57H42V55H28L29 56V58H27L28 56H25V58L26 59H24V53H23V60H25V61H23L22 59L19 61V63H18V65H25V64H27L32 70H29V71H31L32 73V75H30V73H29V71L28 70H26V71H24L23 72V70H24V68L23 67H20L18 70V75L20 76H22V78L20 77V81L23 83L24 81H25V86H27V88L28 87H30V88H28V90L29 89H31V91L33 90L35 93H36V90L35 89H41V88H43V87H45V86H47L48 84H49V80L51 79V82L50 83H52V82H55L53 85L55 86V84H56V88L58 87V86H64V88L66 89V87L69 89V90H71L72 89V87L73 88H75V91H74V89H72L70 92L69 91H67V92H65V90L63 89V92H62V94L64 95V96H66L65 98H66V102L68 103L69 102V104L68 105H70L71 106V108H72V106L74 107V108H72L73 109V111H77L78 109H79V107H78V104H79V101L81 100V98L83 99V97L85 96V98H84V100L87 98V97H89V100L88 101H90L89 103H90V105L88 104V107H89V109H90V107H92L93 106V102L95 103H100L101 102V105L100 104H98L97 103V105H96V103L94 104L95 106H93L92 108L93 109H96L97 111L98 110H100L101 109V111H107L106 113H105V115L103 116V117H106V118H108V119H106V120H104L103 121V126H104V128L105 129H103V126L102 125H99V127L100 128H102V132H103V134H104V138H106L107 140H108V138H109V136H107V135H109V131L111 132V136L113 137V134H114V132H115V125H113V124H115L114 122H116V118H118V114H119V118H120V120L122 119V122L121 123H123V121H124V123L120 126L121 127V129H120V127H119V129H120V132H121V130L123 131V133H124V143L125 144H123V146H124V148H123V153H119L120 155H119V157L121 158L122 156H124V154H125V159H124V157H123V160L121 161L122 162V170H121V172L120 173H122L123 175H121V177L123 178H121L122 180H120V186H119V190L121 191V194H118V192H117V202H118V204H116L115 206H114V201H116V200H114L113 202H111L110 203V205H108L107 206V208L110 210H108L107 209V211L108 212H106L107 214H109L110 212H111V210L113 209H117L116 211L114 210V212H113V210H112V213L110 214V215H107L106 213H103V215L102 214H100V216L98 215L97 217H95V215H93V212L90 214L91 216H90V219H89V217H87V220L89 219V221L88 222H90V223H94V222H92V221H95V219H98V217L100 218L101 217V215H102V219H100L101 220V223H102V220L105 218V220H106V218L107 217H109V218H107V222L105 221V220H103L104 222L103 223H105L104 225V228H102L103 227V225L101 224V223H99V226L100 225H102V229H103V231H105V232H103V234H102V236H100L98 239H100V240H98L97 239V243H96V245L100 248L99 250H100V256H98V257H96V262L97 263H94V264H110L109 263V258L111 259H113V257H114V255H117L118 253L119 254H123L124 255V262L123 263H128V264H137V262L139 261V259L140 258H145V259H147L150 255L151 256H155L156 254H158L159 252H160V247L159 246H155V247H150L151 249H153V251L148 247V245H150L151 244V240H149V237H148V239L146 238V237H144V235H143V232H140V231H142L141 229H142V222H140L141 220H142V218H141V212H143V210H145V208L147 209V213H148V215H149V212L148 211H150V213H152L151 212V210H153V216L155 217H153L155 220H156V217H157V220L156 221H158V225H160L161 227H160V230H159V235H160V237H161V235H162V233H167L168 235H169V238H168V241H169V244L171 245L169 248H168V250H170V257L172 256V258H170V261H169V263H173V264H181V262H182V264H191V261L192 260H189V259H187V255H185V253H183L182 251H184V248H185V251L184 252H192V254L194 253L195 254V256H196V258H195V260H196V262H198V263H196V264H205V262L209 259V258H207V256H208V254H204V256H202V254H201V252H200V250H198L197 252H196V250L191 246V243H192V241H190V239H193V237H195V238H197L199 241H200V243H205V244H207L209 241H211V243L213 244V242H212V237L209 235V237H207L208 235H207V233H209L210 232V229H211V223L212 222H210V220L209 221H207L206 219L208 218V216L206 215V213L203 211V210H205V209H207V208H202L203 210H199V209H201V207L200 206H202L203 204L202 203H204L205 202V204H206V206H208V208L209 207H211V206H209V202H208V200L207 201H205L206 199H207V197L208 196H206V198H205V195H209V193L211 192L210 191V187H209V182L207 181V175H206V173H209L210 172V167L212 168V165H213V161L211 160L212 158H214V154H213V152L211 151H209L208 152V159H207V161H208V163L207 162H205L206 164H205V166L203 167V168H205L206 167V169H205V171H204V169L202 168L200 171H199V169H198V167H196V171H194L195 173L196 172H200L201 173V178H199L198 180H197V183H196V186H195V178H194V176L197 174H191L190 175V179H191V181H190V179H189V181H188V179L187 178H189V176L188 175H186V172H185V170H186V168H180V169H178L179 168V166L176 164V162H178L175 158L174 159H172V157L170 158L171 160H176V162L175 163H172L173 165L172 166H174V167H172L171 166V163H165L164 164V162H163V158H162V156H161V154L160 155H156V153L155 152H153V150L151 151V154H150V157L152 158H150L148 161H147V159L149 158V156H148V158L146 159V157L145 156H147V154H149V151H148V153H147V151H143L141 148V145H142V143H141V141H142V139H147V138H144L142 135H141V131H140V129L138 130V128H139V124H140V122H139V120L141 119H139L138 118V113H137V115L136 116H131V115H135L136 113L135 112H139L140 114H139V116L140 115H142L141 117H143V115H145V114H142V110H140L139 108L137 109V110H131V102L134 100L133 98V96H131V97H128V96H130L132 93H131V91H130V88H128V87H123V88H125V89H123L122 90V88H120V91L121 92H119V85H121L119 82H117V80L116 79H114V76H112V75H110V73H112V69H111V67H110V62L108 61V63H109V65H108V63L106 64V62H103L104 61V59L103 58H101V55H100V52H99V48L100 47H103V45L102 44H99V46L96 48V46L95 45H90ZM162 44H164V46L162 45ZM183 44H184V46H183ZM238 44H240V46L238 45ZM151 45H152V47H151ZM158 45V46H157ZM182 45V46H181ZM187 45L189 46V48H187ZM88 46H90L91 47V49H90V47H88ZM94 46H95V48H94ZM158 48H157V47ZM159 46H160V48H159ZM199 46V45H198ZM166 47V48H165ZM205 47V48H204ZM207 47V48H206ZM256 47H257V49H256ZM93 48V49H92ZM151 48V49H150ZM192 48V49H191ZM206 49V50H204V49ZM90 49V50H89ZM165 49V50H164ZM176 51H175V50ZM244 49V50H243ZM89 50V51H88ZM95 50V51H94ZM191 50V51H190ZM194 50V51H193ZM196 50L197 51H199V53L198 52H196ZM92 51V52H91ZM95 53H97V54H94V52ZM97 51V52H96ZM160 51V52H159ZM192 51H193V53H192ZM206 51V52H205ZM29 52V51H28ZM91 52V53H90ZM164 52V53H163ZM167 52V53H166ZM178 53V55H177V53ZM205 52V53H204ZM215 52V53H214ZM217 52V53H216ZM219 52V53H218ZM257 52H258V46H256V44H255V50L254 51H252V54H257ZM27 52L25 51V54H26ZM87 53V54H86ZM88 53H90V54H88ZM176 53V54H175ZM187 55H186V54ZM196 53V54H195ZM213 53V54H212ZM240 53H241V55H240ZM28 54H31V53H28ZM79 56H78V55ZM86 54V55H85ZM93 54V55H92ZM172 54V55H171ZM198 54V55H197ZM76 55V56H75ZM85 55V56H84ZM177 55V56H176ZM211 55V56H210ZM32 56H34L33 58H36V60L35 59H32ZM37 56V57H36ZM81 56V57H80ZM90 56H92V57H90ZM99 56V57H98ZM187 56V57H186ZM193 56H195V57H193ZM197 56V57H196ZM39 57H40V59H42L43 60V62L41 61V60H39ZM76 57V58H75ZM88 57H90L89 59H88ZM180 57V58H179ZM199 57V58H198ZM213 57V58H212ZM241 57V58H240ZM31 58V59H30ZM71 58V59H70ZM75 58V61L73 60ZM95 58H97V60L95 59ZM99 58V59H98ZM176 58H177V60H176ZM193 58V59H192ZM195 58V59H194ZM18 59H20V57L18 58ZM27 59H28V61H27ZM54 59V62L52 61V60ZM67 59V60H66ZM210 59V60H209ZM212 59V60H211ZM32 61V62H30V61ZM56 60V61H55ZM58 60V61H57ZM66 60V62L67 63H69L68 61L69 60H73V61H70L71 63L73 62H77L76 64H77V66H76V64H71V65H73L74 67H70V63L69 64H67L68 65V67L66 68L67 69V71L65 72V63H64V61ZM84 60H87V61H84ZM89 60V61H88ZM93 60V61H92ZM164 60V61H163ZM173 61L172 63H171V61ZM175 60V61H174ZM188 60H192L191 62L192 63H194V64H197L198 66L200 65L201 67H206V70L204 69V71H205V73H203V74H197L196 73V76H195V74L194 75H191L190 77H188L187 75H188V73H187V69H186V67H185V62L186 61H188ZM193 60H195V61H193ZM197 60V61H196ZM233 60V62H231ZM236 60V61H235ZM60 61H63V62H60ZM95 61H96V64H95ZM38 62V63H37ZM52 62V63H51ZM59 64H58V63ZM81 62V63H80ZM85 62H86V64H85ZM99 62H100V64H101V66L99 65ZM165 62V63H164ZM224 64H223V63ZM262 62L264 63V60H262ZM25 63V64H24ZM30 65H29V64ZM41 63H43L42 65H39V64H41ZM46 63V64H45ZM55 63V66H51V65H53ZM62 63V64H61ZM146 63H148V64H146ZM149 63H150V65H149ZM155 63H156V65H155ZM162 63V64H161ZM227 65H226V64ZM34 64V66H32ZM57 64V65H56ZM79 64H81V65H79ZM90 64H92L91 66H89ZM104 64H106V65H104ZM165 64V65H164ZM168 64V65H167ZM178 64H180L179 66H178ZM203 64H205V65H203ZM229 64V65H228ZM17 65V66H18ZM35 65H37L36 66V68H35ZM44 65H46V67L44 68L43 66ZM98 65V66H97ZM153 67H152V66ZM162 67H161V66ZM171 65V66H170ZM219 65H220V67H219ZM16 66V64L14 65V67ZM41 66V67H40ZM59 66V67H58ZM75 66L77 67V69L75 68ZM83 66H84V68H83ZM87 66H89L88 67V69L90 70H88L87 69ZM100 66V67H99ZM105 66V67H104ZM223 66V67H222ZM51 67H53V70H52V68ZM62 67H64V68H62ZM92 67V68H91ZM109 69H108V68ZM166 67H167V69H166ZM237 67V68H236ZM41 70H40V69ZM47 68V69H46ZM50 68V69H49ZM57 68V69H56ZM74 68V70L72 71V69ZM95 68H96V70H95ZM101 68V69H100ZM103 68H106V69H103ZM165 68V69H164ZM179 68V69H178ZM22 70V72H21V70ZM33 69H35V70H40L39 71V73H38V71H35V75L33 74ZM42 69H44V71L45 72H43L42 71ZM56 71H58V72H56ZM59 69V70H58ZM63 70V72H62V70ZM71 69V70H70ZM103 69V70H102ZM148 69H149V71H148ZM152 69V70H151ZM176 69V70H175ZM213 69H215V70H213ZM221 69H223V70H221ZM60 70H61V72H60ZM68 70H70V71H68ZM78 70V71H77ZM93 70V71H92ZM100 70H102L101 72H100ZM106 70V71H105ZM110 71L111 70V72H108V71ZM150 70H151V72H150ZM154 70V71H153ZM166 70H167V73H166ZM175 72H174V71ZM221 70V71H220ZM227 70H229V71H227ZM81 71V72H80ZM98 71V72H97ZM143 71H145V72H143ZM146 71H147V73H146ZM160 71V72H159ZM162 71V72H161ZM172 71V72H171ZM207 71V72H206ZM237 71V72H236ZM247 71H248V73H247ZM51 72H53L54 73V76L53 75H51ZM63 73V75H61L60 73ZM67 72H70V74L69 75H67ZM74 72L76 73V74H74ZM79 72V73H78ZM84 72V73H83ZM90 72H92V74L90 73ZM104 72H107L106 73V76H105V73ZM177 72V73H176ZM226 74H225V73ZM246 74H245V73ZM22 73V74H21ZM42 73H46V75H48V76H45V74H43V76H44V78L42 77ZM78 73V74H77ZM82 73V74H81ZM88 73V74H87ZM94 73H95V76H94ZM103 73V74H102ZM144 73H146V74H144ZM157 73V74H156ZM166 73V74H165ZM182 73V74H181ZM217 73V74H216ZM60 74V75H59ZM81 74V75H80ZM85 76H84V75ZM97 74H99V78H98V75ZM109 74V75H108ZM149 74V75H148ZM245 74V75H244ZM250 75V77H249V75ZM27 76V79H26V76ZM37 75H41V77L39 76L38 78H36V76ZM49 75H51L50 77L51 78H48L49 77ZM66 75V76H65ZM70 75H73V76H70ZM77 75V76H76ZM91 75V76H90ZM108 75V76H107ZM151 75V76H150ZM154 75H155V79H154ZM160 75V76H159ZM176 77H174V76ZM218 75V76H217ZM222 75V76H221ZM224 75V76H223ZM225 75H227L228 77H227V79L228 80H226V76ZM31 76V77H30ZM53 76V77H52ZM57 76V77H56ZM78 76H80V77H78ZM86 76H88V77H86ZM105 76V77H104ZM173 78H172V77ZM29 77H30V80H29ZM33 77V78H32ZM61 77V78H60ZM63 77H65V79L63 78ZM81 77H83V79L81 78ZM90 77V78H89ZM93 77H94V79H93ZM103 79H102V78ZM109 77V78H108ZM139 77H140V79H139ZM162 77H165V78H162ZM201 77H203V78H201ZM220 77H222V78H220ZM24 78V79H23ZM35 78V79H34ZM40 78H43V79H41L40 80ZM47 78V79H46ZM72 78V79H71ZM78 78V79H77ZM81 78V79H80ZM88 78V79H87ZM98 78V79H97ZM113 78V81L115 82H117L119 85L115 88V86L117 85V83H114L111 79ZM137 79V81H136V79ZM142 78V79H141ZM144 78L147 80L148 79V81H147V83H148V85H146L147 83H145L144 82ZM189 78V79H188ZM205 78V79H204ZM208 78V79H207ZM230 78V79H229ZM26 79V80H25ZM33 79L34 80H36V81H34L36 84H34L32 81H33ZM49 79V80H48ZM55 79V80H54ZM57 79H59V80H61V79H63V80H65L66 81V83H65V85L67 84V86L65 87V85H63L64 83V81L62 80L61 82L63 83H61L59 80H57ZM87 79V80H86ZM93 79V80H92ZM109 80V82H108V80ZM152 79H154L153 80V82H154V84H153V82H152ZM157 79V80H156ZM158 79H159V81H160V83L158 82ZM167 79V80H166ZM173 79H174V81H177V80H179V81H177V82H175V83H173L174 81H173ZM220 79V83H219V80ZM235 79V80H234ZM40 82H39V81ZM45 80V81H44ZM56 80H57V82H56ZM77 80H79V81H77ZM83 80V81H82ZM90 80V81H89ZM91 80H92V82H91ZM103 81V83H104V81L106 80V82H105V84H103L101 81ZM145 80V81H146ZM232 80V81H231ZM40 83H38V82ZM48 81V82H47ZM69 81H71L72 82V84H71V82H69ZM77 82V83H75V82ZM140 81H143V82H140ZM150 81V82H149ZM165 81V82H164ZM200 81V82H199ZM29 82H30V85L32 84V86H28L29 85ZM45 82H47V83H45V85H44V83ZM78 82H82L81 84L80 83H78ZM84 82H85V85H84ZM93 82H95V83H93ZM111 82V83H110ZM151 82H152V84H151ZM181 82V83H180ZM235 82H236V84H235ZM239 82V83H238ZM38 83V84H37ZM62 85H61V84ZM78 84V85H75V84ZM91 83V84H90ZM99 84V85H96V84ZM111 84L110 85V87L107 85V84ZM132 83V82H131ZM143 83H145V84H143ZM155 83H156V85H155ZM165 83H166V85H165ZM24 84V83H23ZM47 84V85H46ZM87 84V85H86ZM92 84H93V86H92ZM100 84H102V87H99V86H101ZM113 84V85H112ZM114 84H116V85H114ZM139 84H140V87H139ZM151 84V85H150ZM159 84H160V86H159ZM175 84V85H174ZM220 84V85H219ZM77 87V89H76V87ZM91 85V86H90ZM109 87H107V86ZM145 85V86H144ZM154 87H153V86ZM177 85H178V90L175 92L178 96H176V94L174 93V91H175V89H177ZM190 85V86H189ZM223 85V86H222ZM235 85L237 86V87H235ZM35 86V87H34ZM42 86V87H41ZM80 86L81 87H83V89H81L80 88ZM88 86V87H87ZM89 86H90V88H89ZM121 86H123V85H121ZM120 86V87H121ZM144 86V87H143ZM151 86H152V88H154V90L151 88ZM157 86V87H156ZM170 86H172V87H170ZM183 86V89H181V87ZM198 86V87H197ZM200 86H201V88H200ZM225 86V87H224ZM34 87V88H33ZM87 87V88H86ZM100 88V90H99V88ZM117 91L115 94H114V89ZM149 87H150V89H149ZM186 87V88H185ZM231 89H230V88ZM59 88V87H58ZM94 88H95V90H94ZM96 88H98L97 90H99V91H97L96 90ZM110 88H112L111 89V93H110ZM128 88V90H129V92L126 90ZM155 88H156V90H155ZM167 88H172V89H169V91L170 90H173V94L176 96V98H174L172 95V91L170 92V94H172V95H167V92H168V90H167ZM223 88V89H222ZM239 88V89H238ZM43 89H45V90H43ZM42 90L44 91V94L42 95V90H38V91H40V92H38L37 93V95H39V96H37V101L40 103V105L41 104H43V103H41L40 101H41V99L42 100H48V96H47V92L46 91H48V86H47V88L45 87V88H43ZM68 89H66V90H68ZM89 89V90H88ZM90 89H93V90H90ZM159 89V90H158ZM56 90V93H61V91H60V89H55ZM55 90H53V92H55ZM77 90H78V92H77ZM82 90V91H81ZM85 90V91H84ZM87 90H88V92L91 94V91H92V94H91V96H90V94H89V96H88V92H87ZM105 90H109L108 92L107 91H105ZM140 90H143V91H140ZM145 90V91H146ZM153 90V91H152ZM167 90V91H166ZM208 90V92H209V94H207L208 92H206ZM235 90H237V92L235 91ZM79 91H80V93H79ZM94 91V92H93ZM105 91V92H104ZM125 91H127V92H125ZM145 91H144V93H143V95L144 96H142L140 93H139V96H140V99H143V98H145ZM156 91V92H155ZM161 91V92H160ZM190 91V92H189ZM228 91V92H227ZM229 91H231V92H229ZM67 94H65V93ZM68 92L70 93V95L68 96ZM72 92H73V94H72ZM95 92H96V94H98V92H99V96L97 95L96 96V94H95ZM103 92V93H102ZM122 92H124L126 95H128L127 96V98L126 97H124V95H122V96H120L121 95V93ZM180 92V93H179ZM206 92V93H205ZM221 92V93H220ZM41 93V94H40ZM46 93V94H45ZM76 93V94H75ZM77 93L79 94L78 96H83V97H80V98H78V96H76L77 95ZM85 93V94H84ZM87 93V94H86ZM102 93V94H101ZM106 93V94H105ZM128 93V94H127ZM131 93V94H130ZM169 93V92H168ZM181 93H183L182 95H181ZM230 93V94H229ZM81 94V95H80ZM94 94V95H93ZM100 94H101V96H100ZM104 94V95H103ZM109 94V95H108ZM111 94V95H110ZM117 94H119V97H123V98H125V99H127L126 101H130L129 99H131L132 101H130V103L129 102H126L123 98H119L120 100H118V98H116L118 95ZM150 94V95H149ZM184 94H186V95H184ZM201 94H204V96L203 95H201ZM241 94V95H240ZM244 94H245V96H244ZM58 95H60V94H58ZM117 95V96H116ZM159 95V96H158ZM181 95V96H180ZM214 95V96H213ZM111 96H113V97H111ZM171 96V97H170ZM206 96V97H205ZM208 96L210 97V99L211 100H209L208 102H206L207 100L205 99V98H208ZM237 96H239V101H238V97ZM45 97H46V99H45ZM91 97V98H90ZM98 97V98H97ZM101 99H100V98ZM161 97V98H160ZM173 97V98H172ZM205 97V98H204ZM221 97V98H220ZM41 98V99H40ZM44 98V99H43ZM73 98V99H72ZM92 98H94L95 99V101H93L94 99H92ZM109 98H111V99H109ZM116 98V99H115ZM165 98V99H164ZM171 98H172V100H171ZM184 98V99H183ZM219 98V100H217ZM231 98V99H230ZM245 98V99H244ZM247 98V99H246ZM78 99H80V100H78ZM91 99V100H90ZM97 99H99V100H97ZM103 99H104V101H103ZM154 99H155V101H154ZM159 99V100H158ZM193 101H192V100ZM199 99H201V101L199 100ZM203 99V100H202ZM213 99H216V100H213ZM259 99V98H258ZM69 100H72V101H69ZM75 100H77V102L75 101ZM97 100V101H96ZM109 100V101H108ZM110 100H112V101H110ZM116 100H118V101H116ZM146 100V101H147ZM160 100H161V102H160ZM223 102H222V101ZM230 100V101H229ZM241 100H243V101H241ZM246 100H249V101H246ZM46 101H43L44 103H46ZM145 100H144V103L146 102ZM173 101V102H172ZM199 101V102H198ZM216 101V102H215ZM226 101V103L224 104V102ZM232 101V102H231ZM85 102V101H84ZM92 102V103H91ZM104 102H106V106H105V103ZM108 102V103H107ZM124 103V105H123V103ZM127 104H126V103ZM150 102V101H149ZM148 101L146 102V104H147V106L150 104ZM159 104H158V103ZM166 102H167V104H170V105H168L167 106V104H166ZM192 102V103H191ZM202 102V103H201ZM245 102H247L248 104H246ZM254 102V103H253ZM47 103L49 104V102L47 101ZM58 103L60 104L61 103V101H55V102H53V105L54 106H56L57 108H58V111L59 110H62V109H65V108H63V107H59V105H58ZM71 103V104H70ZM130 105H129V104ZM165 103V104H164ZM174 103V104H173ZM197 103V104H196ZM207 103V104H206ZM48 104H47V106H48ZM63 104V103H62ZM61 104V105H62ZM104 104V105H103ZM110 104H111V106L114 108V106L113 105H115L116 107L115 108H117V110L114 108V109H111V108H109V106H110ZM157 104V105H156ZM44 105V104H43ZM42 105V106H43ZM117 105H118V107H117ZM122 105H123V107H122ZM127 105H128V107H127ZM154 105H156V106H154ZM222 105H224L225 106V108H223L224 106H222ZM235 105V106H234ZM239 105V106H238ZM247 105H249V106H247ZM63 106V105H62ZM141 106H143L142 108H143V113H147V112H145V110L144 109H146L147 108V106H145L144 104H142ZM164 106H167V107H164ZM169 106H170V108H169ZM199 106V107H198ZM157 107V108H156ZM203 107V108H202ZM259 107H260V109H259ZM61 108V109H60ZM76 108V109H75ZM78 108V109H77ZM91 108V109H92ZM97 108H99V109H97ZM124 108V109H123ZM125 108H127V109H125ZM130 108V109H129ZM151 107L149 106V108H148V110H146V111H148V112H151V111H149V109H150ZM166 108V109H165ZM169 108V110H168V112H167V109ZM201 108V109H200ZM71 109V110H72ZM103 109V110H102ZM111 109V110H110ZM159 109H162V110H160L159 111ZM171 109V110H170ZM192 111H191V110ZM204 109V110H203ZM66 110V109H65ZM116 110V111H115ZM150 110H152V109H150ZM154 110V109H153ZM152 110V111H153ZM203 110V111H202ZM205 110H207V111H205ZM209 110V111H208ZM259 110V111H258ZM67 111H70V110H67ZM95 111V110H94ZM110 111H112L113 112V114H112V112H110ZM118 111H119V113H118ZM126 111H127V113H126ZM130 111H133L132 113L130 112ZM170 111V112H169ZM176 111V112H175ZM38 112H39V110L37 111V112H35L34 111V115H36V117H39L38 115ZM96 112V111H95ZM122 112V113H121ZM131 113V115H130V113ZM157 112V115L155 114ZM172 112V113H171ZM191 112V113H190ZM200 112H203L204 113V115L206 116H203V113L201 114ZM259 112V113H258ZM35 113H37V114H35ZM58 113V112H57ZM109 113V114H108ZM111 113V114H110ZM163 115H162V114ZM174 113V114H173ZM176 113V114H175ZM73 114V113H72ZM95 114H97V113H95ZM123 114V115H122ZM126 114V115H125ZM150 114V113H149ZM148 114V115H149ZM153 114H152V116H153ZM166 114V115H165ZM168 114H170V116L168 115ZM187 114V115H186ZM188 114H190V116H191V118H189L188 117V119H187V116H188ZM192 114V115H191ZM260 114V115H259ZM41 115H43V114H41V112H40V117H41ZM109 115V116H108ZM116 115V116H115ZM122 115V116H121ZM147 115V114H146ZM162 117H161V116ZM165 115V116H164ZM168 115V116H167ZM193 115H194V117H193ZM262 115V116H261ZM114 116H115V118H114ZM130 116V118H128ZM1 117H2V120H1ZM110 117V118H109ZM135 117V118H134ZM138 119H137V118ZM148 117V116H147ZM162 118V120H161V118ZM165 117H166V120H165ZM175 117H177V118H175ZM202 117H203V119H202ZM111 118H112V120H111ZM119 118H118V120H119ZM187 119V125L185 126V127H182V126H184V122H186V119ZM200 118V119H199ZM6 119V120H5ZM40 119L41 118H38V121H36L35 122V125L37 124V122L38 123H43L42 122V119H41V121H40ZM64 119V120H63ZM67 119H69L70 120V118L68 117H66V116H64V115H62V116H60L59 118H57V122L59 121V123H60V121H61V125L62 126H64V127H69V125L67 126V123H69V124H71V125H73L74 123L73 122H77V120L75 121V119H76V117H74V121L73 120H71L70 122H68V121H66ZM114 119H115V121H114ZM124 119V120H123ZM128 119V120H127ZM137 120V122L139 123L138 125H136L137 124V122H134V121H131V120ZM190 119V120H189ZM8 120V121H7ZM10 117L7 115V117H3L2 116V114L0 113V121L6 126L7 125V123H8V125L5 127L4 126V128L3 127H1V125L3 126V124L0 122V152L2 153V155H1V153H0V168H1V174H3L4 176L3 177H5L6 175H7V169L5 168V165L6 164H8V162L10 161V160H12V152H13V143L11 142L10 143V141H12L13 139L15 140V135H18L19 136V134L22 132H19L21 129H22V127L25 125V124H22L19 120H17L16 121V119L14 120L15 122H13V121H11V125H10V127H9V124H10ZM120 120H119V123H120ZM169 120H170V123H169ZM173 120V121H172ZM209 120V119H208ZM129 121V122H128ZM182 121H184L183 123H182ZM201 121L204 123V125H203V123H201ZM7 122V123H6ZM72 122V123H71ZM105 122H106V124H105ZM130 122H132L131 124H130ZM168 122V123H167ZM13 123V124H12ZM16 123V124H15ZM65 123H66V125H65ZM166 123H167V125H166ZM179 123H181V124H179ZM193 123V124H192ZM20 124H22L21 126L22 127H20ZM105 124V125H104ZM108 124V125H107ZM111 124V125H110ZM171 124V125H170ZM196 124V125H195ZM13 125H14V128H13ZM18 125V126H17ZM35 125H32V124H27V126H25L24 127V129L26 130V132H29V133H31L32 131L31 130H33L32 128L33 127H35ZM132 127H131V126ZM164 127H163V126ZM176 125H182L181 127H180V129L179 128H177V130H176ZM41 126V125H40ZM43 126V125H42ZM46 126L48 127L49 125H48V123H47V125H44L42 128H46ZM77 126H79L78 128H76V130H77V133H73L74 131L72 130L70 133H72L73 135L72 136H75V134H79V133H81L80 135L81 136H83V128H82V126H80V125H77ZM105 126H108L107 128L105 127ZM111 126L113 127L112 128V130H109V129H111ZM124 126V127H123ZM128 126V127H127ZM172 127V128H169V127ZM174 126V127H173ZM178 126V127H179ZM205 126V127H204ZM110 127V128H109ZM1 128H3V129H1ZM6 128V130H7V128H10L9 129V131H7V132H5L6 130H4ZM11 128H13V129H11ZM15 128H17V129H15ZM18 128H21V129H18ZM168 128V129H167ZM185 128V129H184ZM206 128V129H205ZM15 129V130H14ZM65 128H63V130H64ZM69 130H70V128H68ZM68 129L66 130H64V131H62L61 132V134H62V136L64 137L63 139H59V140H63V142H65V140H67L66 142H65V144H64V146L65 145H67V144H69L70 143V141L71 140H73L74 139V137H72L71 136V134H70V136H71V139L69 138L68 139V136H69V132H68ZM125 129V130H124ZM130 129V130H129ZM13 130V131H12ZM30 130V131H29ZM47 130V129H46ZM81 130V131H80ZM104 130L106 131V132H104ZM169 130V131H168ZM179 130V132H178V135H179V137H176L175 135L177 134V132H174V131H178ZM200 130V131H199ZM205 130V131H204ZM79 131V132H78ZM108 131V132H107ZM113 131V132H112ZM137 131V132H136ZM166 131H168V132H166ZM185 131H183L182 132V134H183V136H185V134L187 133H185ZM204 131V132H203ZM5 132V133H4ZM13 132V133H12ZM133 132H134V135H133ZM173 132H174V134H173ZM198 132H199V134H198ZM16 133V134H15ZM68 133V134H67ZM129 133H130V135H129ZM132 133V134H131ZM176 133V134H175ZM200 133H201V135H200ZM203 133V134H202ZM13 134V135H12ZM106 134V135H105ZM139 134H140V136H139ZM165 134V135H166ZM3 135V136H2ZM80 135H78V136H80ZM86 135V134H85ZM95 135V136H94ZM93 136H94V139H96L97 140V138L96 137H98L99 138V136L100 135H98V134H94ZM167 135H166V137H167ZM168 135V136H169ZM172 135V136H171ZM11 136H15L14 138L13 137H11ZM17 136V137H18ZM69 136V137H70ZM127 136V137H126ZM130 136L132 137V138H130ZM136 136H138V137H136ZM142 136V137H141ZM17 137H16V139H17ZM31 137V136H30ZM76 137V136H75ZM140 137V138H139ZM2 138L4 139V141L5 140H7V142H8V144H4L5 142L2 140ZM7 138V139H6ZM10 138H11V140H10ZM47 139V137H44V139L43 138H41L40 140H42L40 143H38L39 144V146H44V145H46L45 144V142L44 141H46V139ZM138 138H139V140H138ZM179 138V140H177V139ZM20 138L18 137V141L16 140V141H14V143L15 144H18V143H22L20 140H19ZM55 139L57 140L58 138L57 137H55ZM54 139V137H53V139H52V141H50L51 143H49V146H48V148L50 149V147L51 146H53V148H52V150L55 148V146L56 145H59V143H60V141H58V143L56 142V140ZM93 139V140H94ZM111 139V138H110ZM109 139V140H110ZM126 139H127V141H126ZM130 139H132V140H130ZM199 139H200V141H199ZM55 140V141H54ZM177 140V141H176ZM3 141V142H2ZM144 141H146V140H144ZM181 141H183V142H181ZM205 141H206V143H205ZM44 142V143H43ZM62 142V141H61ZM131 142H132V144H131ZM182 144H181V143ZM4 145H3V144ZM10 143V144H9ZM127 143V144H126ZM256 144H255V147H256V145H257V142H255ZM42 144V145H41ZM44 144V145H43ZM56 144V145H55ZM130 144V145H129ZM135 144H136V146H135ZM208 144V143H207ZM227 144H229L228 146L226 145V144H224L223 145V147L225 146V151H224V149H223V152H224V154H223V160L225 161V162H223V160H222V162H221V167H222V169H224L223 171H222V173L225 175H223L224 176V178L226 177V173H225V167L227 168L228 167V165H227V159H225L226 157H227V155H229V150L231 151L230 153V155H232V156H235L236 154H235V152H236V149H237V141H235L234 139H232L231 141H230V143H227ZM235 144V145H234ZM19 145V144H18ZM23 145L24 144H22V147H23ZM26 145V144H25ZM55 145V146H54ZM183 145V146H182ZM204 145V146H203ZM38 146V148L36 147H31L30 148V151L28 152L27 151V154H30L31 155V153H32V157H34L35 159L36 158H40L45 152H47V149H45L44 150V147H39ZM47 146V145H46ZM94 146L96 147L97 146V144H95L94 143ZM131 146V147H130ZM182 146V147H181ZM202 146V147H201ZM24 147H26L27 149H28V147L27 146H24ZM57 147V146H56ZM71 147L72 146H67L66 148H69L68 149V154H69V169H67V170H65L66 169V167H65V169L63 168V170H61L60 171V173H64L65 171H67V172H69V173H73V171H74V175L72 176L71 175V177H69V179L71 180V182L70 181H68L69 183H71L70 185H68V182H66L67 184L66 185H64V187L65 186H69V190H71L70 192H74V194L76 195V191H79L80 190V187H81V189H83V190H85L86 189V191H88V193L89 194H91L90 192H93V191H90L91 189L90 188H86V186H88V185H86V186H84V181L85 180H83V178L82 177H84L85 179H86V177H88V176H90V174L92 175V173H93V171H92V169L91 168H89V170H87L88 169V165L87 164H85V163H87V162H85L84 163V161H86L87 159L85 158V155H84V153H82V152H78L80 155H74V153L76 154V149H77V147H73V148H75V149H71ZM121 147V146H120ZM119 147V148H120ZM134 147V148H133ZM187 147V148H186ZM206 149H205V148ZM230 149H229V148ZM40 148H41V150H40ZM118 148V149H119ZM203 148V149H202ZM56 149V148H55ZM187 151H186V150ZM229 149V150H228ZM2 150H4V152H2ZM35 150H36V152H35ZM40 151V152H42V153H40L39 154V152H37V151ZM70 150V151H69ZM96 150V149H95ZM121 150H122V147H121ZM130 150H131V152H130ZM139 150H141V151H139ZM178 150L180 151V152H178ZM183 150V151H182ZM227 150H228V152H227ZM12 151V152H11ZM21 151H22V154L24 153V151L21 149ZM43 151H44V153H43ZM54 151V150H53ZM73 151H75V152H73ZM120 151V150H119ZM139 151V152H138ZM33 152H35L36 154H34ZM70 152V153H69ZM72 152H73V154H72ZM121 152V151H120ZM132 152H134V153H132ZM138 152V153H137ZM142 152V153H141ZM259 153V155H258V153ZM77 153V154H78ZM131 153V154H130ZM228 153V154H227ZM11 154V155H10ZM37 154H39V156L40 157H37ZM117 154V155H116ZM140 154H142V156L140 155ZM145 154V155H144ZM156 155L155 157H156V159H157V162L156 161H153V158H154V155ZM212 155V157H210L211 155ZM7 155V156H6ZM35 155V156H34ZM73 157V156H75V159H74V157L72 158L71 156ZM82 155H84V157L82 156ZM115 155L118 157V152L117 153H115ZM153 157H152V156ZM252 155H254V156H251L252 158V160L250 159L249 160V162H247L248 163V167L245 169V172H243L242 173V175L240 176V178H239V181L237 180V185L239 186V184L241 185V187L239 188L240 189V192L241 193H239V195L237 196V198H235V201L233 202V204H232V202L229 200V202L232 204H229V206H228V200H227V198H225V201H223V199H221V204L219 205V202H218V207L217 208H223V210H221V212H222V216H223V222H221L220 224H222L221 225V231H220V235L222 236H225L226 238H227V235H228V238L227 239H229L230 238V231H231V229H229L228 228V224H227V221H226V216H227V214L228 213H230L231 212V210H232V206H233V208L234 209H239L240 210V204L244 201V199H253L254 197H257V198H259L260 200V202H264V188H263V186H264V180H262V179H264V168H263V165H264V151H259V149L258 148H255V154H252ZM258 155V156H257ZM260 155H261V157H260ZM24 156H26V153L24 154ZM23 156V157H24ZM31 156H29V158H31ZM161 156V157H160ZM262 156H263V159H262ZM6 157V158H5ZM80 157H83V158H85L84 159V161L82 162V163H84V164H80L81 165V168L79 169V167H78V163H79V161H78V158H80ZM131 157V158H130ZM145 157V158H144ZM258 157V158H257ZM260 157V158H259ZM8 158V159H7ZM11 158V159H10ZM127 158V159H126ZM159 158H160V160H159ZM162 158V159H161ZM211 158V159H210ZM254 158H256V159H254ZM4 159V160H3ZM6 159H7V162H6ZM17 159H18V163H19V165H21L22 163L21 162H23V160H21L22 159V156H18L17 157ZM21 161H20V160ZM72 159H74V160H72ZM77 159V160H76ZM82 159V158H81ZM146 159V160H145ZM183 159H184V161H183ZM72 160V161H71ZM130 160V161H129ZM141 162H139V161ZM155 160V159H154ZM158 160L159 161H161V163L159 164L158 163ZM209 160H211V162L209 161ZM262 160V161H261ZM4 161V162H3ZM74 161V162H73ZM98 160H97V158H96V162H97ZM124 161V162H123ZM137 161V162H136ZM170 161V160H169ZM182 161V162H181ZM190 163H189V162ZM260 161V162H259ZM76 162V163H75ZM78 162V163H77ZM132 162V163H131ZM143 162H146L145 164L143 163ZM162 162H163V165H162V168H161V164H162ZM174 162V161H173ZM185 162V163H184ZM6 163V164H5ZM75 163V164H74ZM150 163V164H149ZM152 163V164H151ZM212 163V164H211ZM225 163V164H224ZM89 164V163H88ZM149 164V165H148ZM157 164H159V165H157ZM263 164V165H262ZM75 165V166H74ZM85 165V166H84ZM124 165V166H123ZM143 165V166H142ZM147 167H146V166ZM167 165H169V166H167ZM176 165H177V168H175L176 167ZM210 167H209V166ZM223 165V166H222ZM225 165V166H224ZM71 166H74V167H71ZM103 165H101V167H102ZM139 166H140V168H139ZM153 166V169L156 167V169H158L159 167H160V169H158L157 171H156V169H155V173L157 174V172H158V174H159V176H158V174L156 175V177H154L153 178V176L154 175H152V173L154 172V170L151 168ZM155 166V167H154ZM261 168H260V167ZM22 167V166H21ZM50 166L49 165H47V169L49 168ZM77 167H78V169L80 170H76L77 169ZM86 167V170H83V168H85ZM131 167H133V168H131ZM158 167V168H157ZM167 167H169V170H166V168ZM224 167V168H223ZM258 167V168H257ZM6 170H5V169ZM73 168V169H72ZM123 168L125 169V170H123ZM143 168H145V169H143ZM149 170H147V169ZM151 170H150V169ZM175 169L174 171H172L171 169ZM209 168V169H208ZM260 168V169H259ZM138 169H140V170H138ZM208 169V170H207ZM255 171H253V170ZM77 172H76V171ZM101 170V169H100ZM144 170V171H143ZM147 170V171H146ZM161 170V171H160ZM171 170V171H170ZM183 171L182 172V176L180 175L181 174V172L179 173V175H180V177H179V175H178V171ZM207 170V171H206ZM251 170V171H250ZM52 171V170H51ZM72 171V172H71ZM123 171V172H122ZM140 173H139V172ZM168 172V174L166 173V172ZM259 171H263V173L261 174V173H259ZM6 172V173H5ZM19 172H21V171H19ZM67 172H65V173H67ZM90 174H89V173ZM145 172V173H144ZM148 172H149V174H148ZM176 172H177V175H178V177H179V179H180V181L179 180H177V178H176ZM253 172V173H252ZM259 174H258V173ZM64 173V174H65ZM69 173H67V174H69ZM97 173L98 172H96V173H94V179L95 180H99V183H100V180L102 179V178H99L100 177V174L98 173V175H97ZM164 173V174H163ZM247 173V174H246ZM17 174H19L18 173V171H17ZM16 174V172H12V175H14L15 177H18V175ZM78 174H80V175H78ZM85 176H84V175ZM130 174V176H128ZM142 174V175H141ZM146 174H148L149 176L151 175L152 176V178L154 179H152L151 177H147V175ZM170 174H172V175H174V177L173 176H171ZM185 174V175H184ZM62 175V174H61ZM83 175V176H82ZM144 175H146V176H144ZM164 175V176H163ZM170 175V176H169ZM220 175H222V174H220ZM246 175H248V176H246ZM252 175V176H251ZM258 175H259V178H258ZM55 176V175H54ZM63 176V175H62ZM68 176V175H67ZM70 176V175H69ZM99 176V177H98ZM120 176V175H119ZM139 176V177H138ZM186 178H185V177ZM260 176H261V178H260ZM64 177H65V175H64ZM79 177V178H78ZM130 177V178H129ZM136 177V178H135ZM145 177V178H144ZM172 177V178H171ZM184 178L182 181H181V178ZM197 177H198V175H197ZM241 177L243 178L242 180H241ZM259 179H257V178ZM66 178V177H65ZM127 178L129 179L128 180V182H127ZM146 178H149V183L147 182V180H146ZM151 178V179H150ZM158 178V179H157ZM247 178H248V180H247ZM1 179H3V178H0V182L2 183V180ZM68 179V180H69ZM75 179V180H74ZM77 179V180H76ZM137 179V180H136ZM141 180V182H140V180ZM155 179L157 180V181H155ZM162 180V183L159 185V182H158V180ZM166 179H167V181H166ZM174 179H176L178 182H179V184L177 185V181H175ZM257 179V180H256ZM67 180V179H66ZM136 180V181H135ZM154 182H153V181ZM159 180V181H160ZM163 180L166 182H164L163 183ZM171 180V182H169ZM184 180H186L185 182L187 183V184H185L184 185V183H183V181ZM201 180V181H200ZM47 181H49V180H47ZM63 181H65L64 179H63ZM77 181V182H76ZM83 181V182H82ZM138 181H139V184H140V186H139V184H138ZM172 181H173V183L174 184H172ZM204 181H206L207 182V184H206V182H204ZM240 181H241V183H240ZM257 183H256V182ZM259 181V182H258ZM4 182V181H3ZM75 182L77 183V184H75ZM79 182V183H78ZM127 182V183H126ZM130 182V183H129ZM144 182H146V183H144ZM161 182V181H160ZM180 182H182L183 183V185L185 186V187H180V185H182V183H180ZM191 182V183H190ZM192 182H194V185L192 184ZM202 184H201V183ZM248 182V183H247ZM256 184H255V183ZM1 183H0V185H1ZM5 183H7L6 184V186L5 187H7V186H9V188L7 187V189L8 190H6L7 191V193H10V192H8L9 191V189H10V183H9V179H8V176H7V178H5ZM72 183H73V186H72ZM98 183V182H97ZM99 183H98V185H99ZM125 183L127 184V185H125ZM150 183H152V184H150ZM239 183V184H238ZM253 183H254V186H255V188H254V186H253ZM262 183V184H261ZM3 184V188H4V190H5V187H4V183H2ZM101 185H102V183H100ZM141 184L143 185V186H141ZM146 184H148L149 185V189H148V185H147V187H145V185ZM156 184V185H155ZM162 184H164V187H162V188H165V189H163L164 190V192H162L161 193V196H160V193H159V189L157 188L158 186H163ZM169 184V185H168ZM198 184H200L199 186H198ZM248 184V185H247ZM76 185V186H75ZM81 185V186H80ZM98 185H97V187L95 188L96 189V192H94L95 193V195H97V192H98V190H100L101 188H102V186H100L99 185V187H98ZM103 185H105L104 187H106V186H109V185H106V184H104L103 183ZM131 185V186H130ZM176 186L175 187V189H174V186ZM257 185V186H256ZM258 185H260V186H258ZM166 186V187H165ZM167 186H168V190L170 191H168L169 192V194H168V192H167ZM188 186H190V187H188ZM193 186L195 187V188H193ZM2 187V186H1ZM73 187V188H72ZM76 187V188H75ZM101 187V188H100ZM110 187V186H109ZM131 187H133V188H131ZM136 187V188H135ZM144 187V189H143V191L144 192H148V193H144L143 191H142V188ZM151 187L153 188V189H151ZM172 187V188H171ZM178 187H179V190H181L180 188H184L183 190H187L188 189V191L190 192V193H192L193 192V190L194 191H198V192H200L199 193V195L202 197V199H201V205H199V207H197V205L198 204H200V203H198V202H200V200H198V202H197V198H195L194 199V201L191 199V202H192V204L191 203H188L189 202V199H187V200H182V199H184L183 198V196H182V198H180L179 197V200H177L178 198L176 197V195L179 193L178 191L179 190H177V194H174L175 193V191H176V189H178ZM188 187V188H187ZM202 187V188H201ZM205 187V188H204ZM257 187V188H256ZM72 188V189H71ZM97 188H99L98 190H97ZM126 188H127V190H126ZM157 188V189H156ZM170 188V189H169ZM187 188V189H186ZM190 188V189H189ZM198 188H201V190L200 189H198ZM241 188H242V190H241ZM248 188V189H247ZM75 189V190H74ZM79 189V190H78ZM110 189H111V187H110ZM134 189H136V190H134ZM140 190V192H139V190ZM171 189H173V190H171ZM198 189V190H197ZM3 190V189H2ZM65 190H67V192H68V187L65 189ZM138 190V191H137ZM205 190V191H204ZM250 192H248V191ZM251 190V191H250ZM259 190V191H258ZM128 192L129 191V193L127 194L126 192ZM151 191H152V193H151ZM174 191V192H173ZM192 191V192H191ZM258 192V193H256L255 194V192ZM123 192V193H122ZM138 192V193H137ZM247 192H248V194H247ZM259 192H261V193H259ZM6 193V192H5ZM120 193V192H119ZM126 193V194H125ZM137 193V194H136ZM141 195H140V194ZM168 195H170V199H172V201L171 200H169L170 202H174V203H172V205H173V207L175 208H173V210H176L177 211V214L175 213V211H173L172 210V208L169 206V205H167V202H168V196H167V194ZM170 193H172V194H174V197H176V198H174ZM195 193V192H194ZM246 195H244V194ZM93 194V193H92ZM146 194V196H144V195ZM150 194V196H147V195H149ZM153 194L154 195H156L155 196V199H153L154 198V196H153ZM158 194V195H157ZM243 194V195H242ZM255 194V195H254ZM75 195H73V197L71 198V200H74V201H76L77 202V199L75 198ZM94 195V194H93ZM128 195V196H127ZM138 195H140V196H142L143 195V197H147L145 200H146V202L148 201L147 199L149 198V202L150 201H152V203L150 202L149 204L152 206H149V204H145L146 202H144L143 203V197H139L138 198ZM91 196V195H90ZM120 196V197H119ZM129 198V197H131V198H127V197ZM160 196V197H159ZM29 197V196H28ZM28 197H26V200L28 199ZM133 197V198H132ZM157 197H159V199L157 198ZM162 197V198H161ZM166 197V198H165ZM173 197V198H172ZM205 199H204V198ZM240 197V198H239ZM260 197H262V198H260ZM119 198V199H118ZM120 198H121V200H120ZM123 198V199H122ZM257 198H255V199H257ZM45 199H47V203L49 202V198H48V196L47 197H45ZM87 199L88 198H84V201H86L87 202ZM103 199V198H102ZM136 199V200H135ZM151 199V200H150ZM204 199V202L202 201ZM238 199H240L239 201H238ZM133 200V201H132ZM144 200V201H145ZM159 200V201H158ZM164 200V201H163ZM181 200V202H180V204H181V208H179L180 206H178L179 204V202L178 201H180ZM30 202V204L28 205V206H25L24 207V205L23 204H20V207H23L22 209L23 210H26V209H28L29 211H31L32 212V210H33V208H32V206L33 207H35V210L37 211L38 209V205H39V201L38 200H34V202H32V200H29ZM45 201V200H44ZM44 201H41L42 203L41 204H43V202ZM104 201V200H103ZM122 201H124V202H122ZM187 201V202H186ZM36 202V203H35ZM85 202V203H86ZM106 202V201H105ZM127 202V203H126ZM137 203V205L139 204L140 206H137L136 205V203ZM158 202V203H157ZM186 204H185V203ZM198 204H197V203ZM226 202V203H225ZM32 203H33V205H32ZM121 203V204H120ZM129 203V205H127ZM135 203V204H134ZM141 203H142V205L144 204L145 205V208H144V205L143 206H141ZM154 203V204H153ZM169 203V202H168ZM176 203V204H175ZM195 203V204H194ZM35 204L37 205V206H35ZM178 204V205H177ZM224 204H225V206H224ZM237 204V205H236ZM31 205V208L29 207ZM92 205V204H91ZM112 205V206H111ZM121 206V207H119V206ZM133 205V206H132ZM155 205H157V207L155 206ZM171 205V206H172ZM189 205V206H188ZM193 205V206H192ZM227 205V206H226ZM40 206V205H39ZM110 206H111V208H110ZM161 206H163V207H161ZM185 206V207H184ZM195 206H196V208H197V211H196V209H195ZM203 206H205V205H203ZM205 206V207H206ZM118 207V208H117ZM135 207V208H134ZM141 209H140V208ZM143 207V208H142ZM151 207V208H150ZM226 207V208H225ZM238 207V208H237ZM25 208V209H24ZM30 208V209H29ZM128 208V209H127ZM148 208H150V209H148ZM168 210H167V209ZM179 208V209H178ZM191 208H193V209H195V211H193V209H191ZM199 208V209H198ZM221 208V209H222ZM225 208V209H224ZM137 209V210H136ZM166 209V210H165ZM180 209H181V211H180ZM34 210V212H36ZM132 210V211H131ZM136 210V211H135ZM139 210H142V211H139ZM171 210V211H170ZM180 212H179V211ZM185 210H186V212H185ZM191 210V211H190ZM219 210V209H218ZM234 210L235 211V213H239L240 211L239 210ZM161 211V212H160ZM199 211V212H198ZM202 211V212H201ZM239 211V212H238ZM160 212V213H159ZM171 212V214H172V216L169 214ZM181 214H179V213ZM192 212V213H191ZM154 213L156 214V216L154 215ZM183 213V214H182ZM195 213L197 214V215H195ZM200 213V214H199ZM204 215H203V214ZM39 214V215H38ZM107 215V217H104V216H106ZM194 214V215H193ZM258 214V213H257ZM37 215L38 216H36L37 218V222H36V225H37V227H38V229H40L42 232V234H43V236H44V234H45V236H47V235H52L54 238H51L52 236H50V238H49V240H47V241H45V245H49L50 246V248H49V246H48V250H50L51 251V253H50V256L52 255V253H53V255H52V259H51V257L49 256L48 258H50V260L52 261V263H54L53 261H55L56 262V264H64V259H63V257H62V255L59 253L60 251H58V248H59V243H61L62 241H60L59 242V240H62V239H59V237L57 236V235H59L60 233L58 232H56V227H57V229L59 228L56 224L55 225H53L52 226V224L54 223V221H52V219L50 220H47V221H45V222H43V220H42V215H40V213H37ZM93 215V216H92ZM128 215V216H127ZM136 215H138V216H136ZM160 215V216H159ZM170 215V216H169ZM176 216V218H175V216ZM183 215V216H182ZM201 215V216H200ZM226 215V216H225ZM134 216H135V219H134ZM159 216V217H158ZM162 216H165V217H162ZM181 216H182V219H181ZM186 216H187V218H186ZM196 216V217H195ZM221 216V217H222ZM253 216V215H252ZM254 216H255V214H254ZM257 216H261V212H259V215H256V217ZM75 217V216H74ZM74 217H70L69 218V220H70V222L73 220V218ZM77 217H80V218H75L78 222L76 223L75 221V223L73 222V224H69L70 222H69V220L68 221H66L65 220V223L63 222L62 223V225H60V223L58 222L57 224L60 226V227H64V224H66L65 225V227L67 226V227H71V226H74V228L72 227V233L73 232H75L77 229H76V227L79 229V228H81L82 226H81V224L82 223H84V219H85V216H83V215H78ZM84 217V219H83V222H81L82 220V218ZM128 217V218H127ZM138 217V218H137ZM198 217V218H197ZM46 218H47V216H46ZM91 218H92V220H91ZM95 218V219H94ZM165 218V219H164ZM204 218V219H203ZM68 219V218H67ZM72 219V220H71ZM94 219V220H93ZM162 219H164V222L163 221H161ZM173 219V220H172ZM185 220V222H184V220ZM203 219V220H202ZM209 219V218H208ZM241 221H243V217L241 218V216H240V218H239ZM255 218L254 217H252V221H250V223L249 224H251V225H248V227H249V230H248V228H246V230H248L247 231V233L248 232H250V233H248V241H250L251 239L253 240V242L251 243V241H250V246H251V244H252V246H251V251H253L254 250V248H257V249H255L256 250V254H258L257 255V257H255V254L253 255V256H251L250 255V252L248 251L246 254H247V257H245V258H243V259H240V260H238V261H236V260H233V261H231V262H233L234 264L236 263V264H250L251 262H253L254 264L256 263H258V264H264V248H263V246H264V228L263 227H261V225L259 226L258 224L256 225V219L254 220ZM42 220V221H41ZM100 220H99V222H100ZM179 222H178V221ZM188 220V221H187ZM195 220H197V221H195ZM206 220V221H205ZM171 221V222H170ZM183 221V222H182ZM199 221H200V223H199ZM259 221V220H258ZM260 221H261V218H260ZM44 224H43V223ZM49 222H50V224H51V222H53L52 224H51V226H50V224H49ZM80 222V223H79ZM98 222V221H97ZM109 222V223H108ZM126 222V223H125ZM129 222H132L131 224L129 223ZM136 222V223H135ZM162 222H163V224H162ZM167 222L169 223V225H167ZM174 222V223H173ZM203 222H205L204 224H203ZM207 222H209V224H207ZM42 223V224H41ZM46 223H48V224H46ZM67 223H68V225H67ZM90 223H88V226L90 225ZM124 223L126 224V226L124 225ZM135 223V224H134ZM164 223L166 224V226L164 225ZM178 223V224H177ZM184 223H186V224H184ZM188 223H189V225H190V227H189V225H188ZM257 223H259L260 224V222H257ZM45 224H46V227L45 228H43L42 226H45ZM75 224V225H74ZM77 224H79V225H77ZM121 224V225H120ZM137 224V225H136ZM173 224H175L174 226H173ZM184 224V225H183ZM192 224H193V226H192ZM207 224V225H206ZM0 225H2V223H0ZM40 225H42V226H40ZM83 225V224H82ZM107 225V226H106ZM135 225V226H134ZM49 226L51 227L50 229H49ZM79 226V227H78ZM81 226V227H80ZM99 226H98V230L100 231L101 230V232H102V229L100 228L99 229ZM124 226L125 227H127V230H128V233L129 234H131V236H133L134 238H133V241H132V243H134L133 245H134V247H133V245L132 246H130L129 247V249H127V251H126V253L125 252H123L122 253V248H121V246H122V244H120V243H118L117 241L115 242V240L114 239H116V235H117V238L119 237V235L120 234H122L123 232H125V229H124V231H123V228H124ZM128 226L130 227V228H128ZM137 226V227H136ZM163 226H165L166 227V231H163V229H162V227ZM177 226V227H176ZM183 226V227H182ZM200 226V227H199ZM205 226H208L207 228H205ZM224 226H225V228H224ZM261 228H259V227ZM53 227H54V230H53ZM66 227V228H67ZM170 227V228H169ZM188 227V228H187ZM193 227V228H192ZM223 227V228H222ZM252 227V228H251ZM257 227V228H256ZM3 228V227H2ZM183 228H184V230H183ZM187 229V231H186V229ZM199 228V229H198ZM255 228V229H254ZM44 229H46V230H44ZM65 229V228H64ZM74 229H76V230H74ZM136 229V230H135ZM181 229H182V231H181ZM194 229V230H193ZM201 229V230H200ZM205 231H204V230ZM258 229H259V231H258ZM50 230V231H49ZM52 230V231H51ZM66 230V229H65ZM74 230V231H73ZM171 230V233L169 232ZM179 231V232H175V231ZM200 230V231H199ZM223 230V231H222ZM227 231L228 230V232H225V231ZM260 230L262 231V232H260ZM161 231V232H160ZM170 233H168V232ZM193 231V232H192ZM53 232V234H55V235H53V234H51ZM120 234H119V233ZM122 232V233H121ZM173 232V233H172ZM221 232L223 233V234H221ZM251 232H252V234H251ZM137 233H138V235H139V238H137L138 237V235H137ZM183 233V234H182ZM190 233V234H189ZM205 233V234H204ZM177 234V235H176ZM180 234V235H179ZM255 234H257L256 236H262V234H263V236L261 237V239H263L262 241L259 239V238H257L256 236H255ZM100 235V234H99ZM179 235V237H177ZM197 235H199V236H197ZM205 235V236H204ZM247 235V234H246ZM250 235V236H249ZM251 235L253 236L252 238H251ZM60 237H61V234L59 235ZM105 236V237H104ZM113 236H114V238H113ZM108 237V238H107ZM159 237V236H158ZM173 237V238H172ZM181 237V239H179ZM182 237L185 239H182ZM205 237H206V239H207V242H205ZM59 240H58V239ZM61 238H63V237H61ZM103 238V239H102ZM145 238V239H144ZM55 239V240H54ZM155 239V240H154ZM154 239L152 240V243H153V241L155 242V243H157V244H159V245H161L160 243H159V241L160 240H158V238L156 239V237H154ZM175 239V240H174ZM210 239V240H209ZM117 240V239H116ZM136 240V241H135ZM150 242H148V241ZM157 240H158V242H157ZM172 240V241H171ZM184 243V244H182L181 243V241ZM58 241V245L55 243L54 244V242H57ZM99 241H100V244H99ZM147 241V242H146ZM175 241H177V242H175ZM49 244H48V243ZM137 242V243H136ZM181 243L180 245L178 244H176V243ZM257 242L258 243H260V245L262 244V246H260V245H258L257 244ZM131 243V244H132ZM210 242L208 243V245L207 246H205L204 247V249L207 251V252H209L210 250H208V249H210V246H209V244H211ZM255 243H256V246H255ZM111 244H113L114 246L112 247L111 246ZM136 244L138 245V246H136ZM148 244V245H147ZM157 244H155V245H157ZM176 244V245H175ZM186 244V245H185ZM58 246V248H57V250L55 249L57 246ZM141 245H143V247L141 246ZM152 245V244H151ZM176 246V248L180 251V250H182V251H178L177 249H174L173 250V252H172V249H173V247H175ZM185 245V246H184ZM258 245V246H257ZM56 246V247H55ZM117 246V247H116ZM180 246V247H179ZM184 246V247H183ZM187 246V247H186ZM260 246V247H259ZM55 247V248H54ZM110 247H112L111 249H113V251H112V254H111V251H110V253L108 254V252H109V249H110ZM181 248V249H179V248ZM208 249H207V248ZM53 248V249H52ZM117 248H119V249H117ZM144 248V249H143ZM261 248V249H260ZM60 249V248H59ZM115 249V250H114ZM142 249V250H141ZM155 249V250H154ZM53 250V251H52ZM120 250V251H119ZM131 250V253H129V251ZM145 250V251H144ZM146 250H149L150 252H151V254H150V252L149 251H147V253H146ZM159 252H158V251ZM57 251H58V253H57ZM118 251V252H117ZM155 251V252H154ZM18 252H20V250L18 251ZM41 252V251H40ZM43 252V251H42ZM41 252V253H42ZM56 253V255H54L55 253ZM139 252V253H138ZM149 252V253H148ZM174 252H178V253H174ZM259 252V253H258ZM261 252H263L262 253V255H260L259 256V254H261ZM23 253L24 252H22L20 255H23ZM117 253V254H116ZM129 253V254H128ZM143 253V254H142ZM174 255H173V254ZM182 253V254H181ZM199 253V254H198ZM24 254H29V252H27V253H24ZM125 254H126V256H125ZM175 254H178V257L180 258L179 260H178V257L177 256H175ZM180 254V255H179ZM42 255L43 256H41L42 257V259H43V261H41L40 263H42V264H48V262H46L47 260H45L46 258V256H45V253H42ZM127 255H129L128 257H127ZM143 255V256H142ZM223 255V254H222ZM45 256V257H44ZM55 256H57L56 258H55ZM185 258H184V257ZM189 256V255H188ZM206 256V257H205ZM210 256V255H209ZM246 256V255H245ZM250 256H251V258L252 259H250ZM60 257V259H58ZM135 257V258H134ZM147 257V258H146ZM184 259H183V258ZM198 257V258H197ZM200 257H202V263L201 262H199V260H200ZM225 257H227V254H224L223 255V259L224 260H219V262L217 263V264H231V262H228V260H227V258L225 259ZM261 257V258H260ZM127 258V259H126ZM177 260H175V259ZM203 258H205V259H203ZM258 258H260L259 260H258ZM26 260H28L29 259V256H27L26 258H25ZM54 259V260H53ZM56 259V260H55ZM58 259V260H57ZM71 259V258H70ZM68 260V258H66V264H72L73 262H70L71 260ZM101 259H104L103 261L101 260ZM108 259V260H107ZM187 261H186V260ZM221 259V258H220ZM246 259V260H245ZM248 259V260H247ZM102 262H101V261ZM107 260V261H106ZM128 260V261H127ZM131 260V261H130ZM183 260V261H182ZM242 260H244V261H242ZM254 260V261H253ZM258 262H257V261ZM50 261V262H51ZM57 261H58V263H57ZM105 261H106V263H105ZM177 263H176V262ZM179 261V262H178ZM181 261V262H180ZM185 261V262H184ZM230 261V260H229ZM251 261V262H250ZM134 262V263H133ZM204 262V263H203ZM169 263H167V264H169ZM253 263H251V264H253ZM55 264V263H54Z\"/></svg>","mask_w":264,"mask_h":264}]
</instances>
